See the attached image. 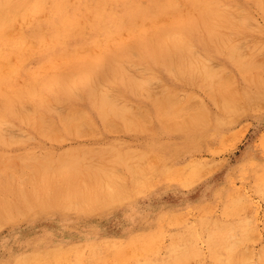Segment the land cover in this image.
Here are the masks:
<instances>
[{
	"label": "rangeland",
	"instance_id": "rangeland-1",
	"mask_svg": "<svg viewBox=\"0 0 264 264\" xmlns=\"http://www.w3.org/2000/svg\"><path fill=\"white\" fill-rule=\"evenodd\" d=\"M11 1L15 5V11H14V13L11 14V18H9L13 22L12 27H11L12 22L10 20H8L7 24L3 25L4 27L2 25H1L2 27L0 26V68L2 69V70L0 69V90H1L0 91V93H1L0 94L1 95L0 96V103H1V106H0V108H1L0 109V124L2 125V123H4L7 120L5 122L6 124H3L2 126L0 125V130H1L0 131V135H1L0 136V154L3 153L2 155H0V159H1V157L4 158V156H5L7 158V156H8V158L9 157L11 158V159L9 158L10 160L13 161V159H14V161H17V164L15 162H12V164L10 163L11 164L10 165L7 162L8 160L6 161L4 158V160L9 164V165H7V163H6V165H4L5 162L2 163L1 161H3V160H0V162H1L0 165L2 164V168L0 166V173H1V175H0V177H1L0 178V253H1L0 254V260H1L0 264H10V263L11 264H29V263L30 264H42L43 262H45L43 264H82V263L83 264H100L101 262H102L101 264H113V262L115 264H118V263L120 264V261H121V264H134V263H136V264H141V263L142 264H160V263L161 264H167V262H168V264H179V263H181V264H211V263L217 264L218 262L220 264H225V263L227 264V262H228V264H238V262L243 260L242 257H244V256L246 257V255L249 256V258H246L247 260L245 259V263H243V261H241L242 264H250V263L251 264H256V263L257 264H263L264 263V256H263L264 250L262 248H264V191H263L264 190V47H263L264 46V44H263L264 43V37H263L264 36V1L263 0L262 1L261 0H251V1L250 0H218V1L217 0H210L211 5L210 6H209V4H207V5L209 6V9H211L213 7L212 8L213 11L216 9V12L215 11L213 12L212 10L209 11V9L207 8L208 7L207 5H200L199 4L196 7V5L198 4L196 2V0H163L164 2L162 0H154V1L153 0H124V1L123 0H114V1L113 0H100V1L99 0H80V1H78V0H60V1H58V0H56V1L55 0L54 1L53 0H11ZM44 1H46L45 4H44ZM49 1L53 5L50 4ZM68 1L69 2L71 1L69 4L70 6L68 5V3H69ZM86 1H87V3H86ZM89 1H91V2H89ZM108 2H109V4H107ZM128 2H130V3H128ZM115 3H117V4H115ZM132 3H134L133 6H132ZM162 3L164 4L165 8L163 7ZM60 4L61 5L66 4V6H60ZM221 4L225 5V6L222 7ZM261 4H263V6ZM37 5L39 7H37ZM121 5L122 6L124 5V8ZM150 5H152V6H150ZM71 6H72V8H71ZM199 6L202 7L201 9L204 12H202V10H199L200 9ZM260 6H262V7H260ZM29 7H30V9H28ZM48 7H50V8H48ZM55 7H58V8H55ZM63 8H65V9H63ZM77 8L79 9V12H78ZM134 8H135V10H134ZM160 8H162V9H160ZM166 8H167V10H166ZM171 8L173 10H170ZM159 9H160V13L157 12V10H159ZM234 9H236L237 11ZM241 9H242V11H241ZM53 10H54V12H51ZM138 10H140L139 11L140 13H138ZM142 10H143L144 14L142 13ZM144 10L147 12H145ZM261 10H262V12H261ZM41 11H44V12H41ZM76 11H77V13H76ZM84 11H85V13H84L85 15L83 14ZM96 11L98 13H96ZM153 11H156L157 15ZM208 11L210 12V15H209ZM227 11L229 14L232 13V15H228ZM165 12H166V15H165ZM192 12L194 13V16H193V14H191ZM238 12L240 13L239 15L236 14ZM259 12H261V13H259ZM35 13H37V14H35ZM61 13L62 14L64 13L63 14L64 17L62 16ZM81 13H82V15H81ZM101 14H102V16H101ZM114 14H115V16H114ZM140 14H141V16H140ZM205 14L211 19V21L209 20V18L207 16H205ZM213 14H215V15H213ZM138 15H139V17H138ZM88 16H90L89 19H88ZM99 16H101V17H99ZM104 16H105V18H104ZM111 16H113V18ZM191 16H192V18H191ZM218 16H219V18H218ZM238 16H240V19ZM62 17H63V19H62ZM159 17H162V18H159ZM180 17H181V19H180ZM233 17H238V18L236 19ZM20 18H21V20H20ZM47 18H50V19L48 20ZM124 18H125V21H124ZM203 18H204V20H203ZM212 18L215 21L212 20ZM36 19H37L39 24L37 23ZM78 19H79V21H78ZM114 19H115V21L117 20L116 22H118V23L115 24ZM235 19L238 20V22ZM30 20H32V21H30ZM51 20H53V21H51ZM184 20L187 24H185ZM239 20H241V22ZM65 21L66 22L68 21V22L66 23ZM150 21H151V23H150ZM171 21H174L176 25L173 24V22H171ZM176 21H177V23H176ZM256 21H257V23H256ZM58 22H60V23H58ZM249 23L251 25H249ZM252 23L255 24L254 28L252 27V25H253ZM14 24L16 25V27H14ZM159 24L162 26H160ZM205 24L206 25L209 24V25L206 26ZM212 24H214V25L212 26ZM59 25L61 27H59ZM109 25H110V27H109ZM134 25H136V26H134ZM39 26H41L43 29ZM78 26H80L79 27L80 29L78 28ZM106 26H108V29L109 28L110 29L109 30L106 29L107 28ZM144 26H146L147 28ZM27 27H29V28H27ZM32 27H33V29H32ZM64 27H65V29H64ZM76 27H77V29H76ZM12 28H14V29H12ZM16 28H17V31H16ZM85 28H88V29L86 30ZM111 28H113L114 31ZM24 29H26L25 30L26 32L24 31ZM78 29H79V31H78ZM163 29H164V31H163ZM12 30H14V31H12ZM57 30L58 31L61 30L62 32L61 31L58 32ZM96 30L99 34L96 32ZM106 30H107V32H106ZM110 30H112V31H110ZM55 31H57L61 35L59 34L60 35L59 36L57 32H56L57 34L55 35V33H54ZM75 31H77V33ZM120 31H121V33H120ZM152 31H153V33H152ZM179 31L181 32L180 35L178 34ZM220 31H222V32H220ZM11 32H12V35H11ZM168 32H171V33H168ZM175 32H176V34H174ZM224 32H225V34H227L226 36H225V34H223ZM226 32L231 34L232 40H231V38L230 39L227 38L228 33H226ZM18 33H20L21 35ZM62 33L64 36H62ZM112 33L114 35L113 37H111V35H110ZM4 34H6L8 36H6ZM91 34H92V36H91ZM141 34H142V38H141ZM222 34L224 35L226 40ZM5 36L8 38H6ZM171 36H172V38H171ZM174 36L180 42L176 41V39L173 38ZM183 36H185V37H183ZM231 36L229 35L228 37H231ZM249 36H250V38H249ZM2 37H4L3 39L5 41L2 39ZM17 37H19V38H17ZM44 37H45V39H44ZM186 37L188 40H186ZM211 37H212V39H211ZM120 38H122V42H121ZM130 38H132V39H130ZM156 38H158V39H156ZM244 38H245V41H244ZM105 39H107V40L105 41ZM140 39L143 42H140ZM181 39L184 40V43L186 41L187 44L185 43V45H187V46H184L183 40H181ZM56 40H58L59 42L58 41L56 42ZM61 40H63V41L65 40V41L61 42ZM239 40H242L243 42L239 41ZM83 41H84V43H83ZM112 41H114V42H112ZM147 41H149V42H147ZM224 41H225V43H224ZM226 41H227V43H226ZM235 41L239 44L235 43ZM45 42H46V45H45ZM47 42H50V45ZM99 42H101V44H99ZM123 42L124 43L126 42L125 43L126 45L123 44ZM131 42H132V44H131ZM146 42H147V44H145V45L147 47L144 46V43H146ZM188 42H190V44L193 45L192 50L194 52H192V50H187V48L191 47V45ZM64 43L67 44V47L65 46ZM95 43H96V45H95ZM107 43H108V45H107ZM222 43H224V44H222ZM17 44H19L20 46L19 45L17 46ZM61 44L64 45L65 47L62 46ZM97 44H98V46H97ZM6 45H8V46H6ZM36 45H39V46H36ZM69 45H71V46H69ZM120 45H124V46L122 47ZM188 45H190V47ZM224 45H226V46L224 47ZM234 45H235V48H234ZM253 45L255 48L252 47ZM15 46H16V48H15ZM79 46H81V47H79ZM221 46H223L224 48L223 47L221 48ZM1 47H2V49H1ZM178 47H180V48H178ZM230 47H231V50L229 49ZM232 47L234 49H232ZM262 47H263V49L261 50ZM36 48L38 49V51L35 50ZM194 48H195V50H194ZM43 49H44V51H43ZM88 49H89V51H88ZM103 49H104V51H103ZM220 49H222V50H220ZM236 49H238V50H236ZM28 50L30 52H28ZM31 50H32V52H31ZM107 50H110V51H107ZM126 50L127 51L129 50V51L127 52ZM95 51H96V54H98V55L95 54ZM149 51H150V54H149ZM186 51L189 52V54ZM190 51L193 54L196 52H199L201 55L203 54L202 59L205 62L210 60L208 62L209 64L207 65L206 64L207 62L205 63L203 60H200L199 57L201 58V56L196 55L198 53L194 54L198 58H196L195 56H192L193 54L191 55ZM238 51H239V53H238ZM23 52H25V53H23ZM72 52H73V54H72ZM108 52L110 53L111 56L113 55V53H114V55L111 57L110 55H108L109 54ZM68 53L70 54V56H68ZM102 53H104V54H102ZM101 54L103 57L101 56ZM105 54H107V55H105ZM226 54H228V56ZM3 55H5V56H3ZM173 55H175V56H173ZM14 56H16L17 58ZM67 56H68V58H67ZM171 56H172V58H171ZM21 57L23 59H21ZM26 57H28V58H26ZM77 57H79V58H77ZM105 57H107V58H105ZM181 57H183V58H181ZM203 57L204 58L209 57L210 59L208 58L209 59L208 60L206 58L207 60H205ZM18 58H19V60H18ZM10 59L12 61H10ZM107 59H108V62H107ZM235 59H237V60H235ZM96 60H98V61H96ZM109 60H112V62ZM14 61H15V63H14ZM115 61H117V63ZM196 61H198V62H196ZM94 62H95V64H94ZM125 62H127V64ZM239 62L243 63L242 67L240 66L241 64ZM6 63L8 66L6 65ZM29 63L31 64V66H29L30 65ZM131 63H133V65ZM197 63H199V64L197 65ZM217 63L220 66V68L217 65ZM14 64H16V65H14ZM87 64H89V66ZM118 64H120V65H118ZM121 64H122V66H121ZM1 65H3V66H1ZM111 65H112V67H111ZM139 65H142V67L141 66L140 67L143 69H141L139 67ZM196 65H197V69H196ZM246 65H247V67H246ZM14 66H16L17 69ZM136 66H138V67H136ZM171 66H172V68H171ZM67 67H68V69H67ZM87 67L89 70L87 69ZM100 67H102V68H100ZM122 67L123 68L125 67L126 69L124 70ZM211 67L214 69V71L216 68L215 73L213 70H211L212 74L214 76L212 74H209V73H211L210 72ZM4 68L6 71L4 70ZM61 68L63 70H61ZM106 68H108V69H106ZM201 68H202V71H201ZM205 68H206V71L203 70ZM250 68H251V71H249ZM157 69L159 70V72ZM105 70H107V71H105ZM241 70H244V71L241 72ZM246 70H248V71H246ZM254 70H257L259 73L256 72V74H255ZM13 71H16V72H13ZM75 71H77V72H75ZM78 71H80V72H78ZM127 71L130 73V75H127V73H128ZM140 71H142V72H140ZM222 71L225 73V74L222 73L224 76L222 74H218V73H221ZM45 72H46V74H45ZM93 72H95V73H93ZM120 72H121V74H120ZM145 72H147V75ZM47 73H49V74L52 73L53 75L51 74V76H50ZM134 73H135V75H134ZM159 73H161V74H159ZM243 73L245 74V77H243L244 76V75H242ZM2 74H5V75L2 76ZM13 74L14 75L16 74L15 76H17V78ZM75 74H77V75H75ZM216 74L220 75V76H216ZM9 75H11L10 76L11 79H9ZM62 75L64 77H62ZM126 75H127V77H126ZM132 75H133V79L135 81L132 79ZM205 75H207V76H205ZM208 75H209V77H208ZM211 75H212V77H211ZM246 75H248L247 78H246ZM113 76H115L116 78ZM121 76L123 77L124 80L122 79ZM135 76H137V78L140 77L139 78L140 81H139V79H136ZM65 77H67V78H65ZM149 77H151V78H149ZM204 77L207 78V79H205L206 81L204 80ZM216 77H218V78H216ZM82 78H85L84 80L86 82H84ZM142 78H143V81H145L150 86L146 85L142 81ZM145 78H147V79H145ZM148 78H149V80H148ZM153 78L155 79V81H156V79L158 81H156V82L153 81L154 80ZM162 78H163V80H161ZM227 78L230 80V82L227 80ZM4 79H5V81H4ZM16 79L17 80L20 79V80H18L19 83L16 81ZM29 79H30V81H29ZM36 79H37V82H36ZM86 79H88L89 81L87 82ZM97 79H98V82L96 81ZM177 79H179V80H177ZM213 79H214V81H213ZM219 79H221L222 81L221 80L219 81ZM8 80H10V81H8ZM26 80H28V82ZM32 80H34V81L32 82ZM54 80H55V82H54ZM64 80H66V81H64ZM129 80H131V81L129 82ZM201 80H202V82H201ZM231 80H232V82H231ZM148 81H149V83H148ZM165 81H167V82H165ZM34 82H35V84H34ZM139 82L140 83L143 82L142 85L144 86V88ZM29 83H30V86H28ZM51 83H52V86H51ZM127 83H128V85H127ZM156 83L157 84L159 83L158 86H161V87L163 85H165L166 88H165V86H163V88L161 89V87H158ZM231 83L234 84L237 88L236 87L233 88ZM26 84H27V86H26ZM227 84H228V86H227ZM220 85H223V86H220ZM229 85H230V88H229ZM31 86L35 90L33 88H30ZM82 86H84L85 88H83ZM145 86H147V89ZM231 86H232V88H231ZM5 87H6V89L8 88L7 89L8 91L5 89ZM16 87L18 89H19V87L20 88L22 87V88L18 90ZM43 87H45V88L43 89ZM46 87H48V88H46ZM51 87H53L54 90ZM90 87H92V88H90ZM101 87H102V89H101ZM109 87L110 88L112 87L113 89H108ZM114 87H115V89H114ZM74 88L77 91H75ZM218 88L221 90L223 88V90H222L223 93H221ZM10 89H12V90H10ZM103 89H104V91H109V92H106V94H105ZM224 89L227 90L228 95L225 94ZM230 89H233V91H231ZM4 90L6 91V93ZM32 90H34L36 93H34V91H32ZM49 90H50V92H49ZM150 90H151L152 94L150 93ZM164 90H165V92H164ZM179 90L180 91L182 90L183 92L182 91L180 92ZM3 91H4V93H3ZM162 91L164 93H161ZM174 91H176V92H174ZM229 91L231 92L230 94H229ZM137 92H138L139 96L137 95ZM232 92H233V94H232ZM239 92H241V93H239ZM14 93L16 94L15 96H14ZM58 93L60 95H58ZM107 93L109 96L107 95ZM159 93L162 96V98H165V96H167L165 98L166 100L168 98L167 101H169L171 98L175 97L174 100L177 99V101H179L178 104H176L177 103L176 100L175 101L173 100L174 102L170 100L167 103V104H169V106L167 105L165 108L164 106L166 103L164 104V106H162L163 105V104L161 105L162 98H161V100L158 99ZM169 93H171V95H170L171 97H169V95H168ZM189 94H191V95H189ZM239 94H240V96H238ZM37 95H39V96H37ZM102 95L105 97V99ZM216 95H217V97H216ZM229 95H231V96H229ZM7 96L8 97L10 96L9 97L10 100L7 98ZM19 96H20V98H19ZM45 96H48V97H46V98H48L47 100H46ZM161 96H159V98ZM186 96L188 99L186 98ZM211 96H213V97H211ZM234 96H235V100H234ZM245 96H246V99H245ZM3 97H4V100H3ZM41 97H43V98H41ZM99 97H100V99H99ZM101 97H102V99H101ZM109 97H115V98L118 97L119 99H116L118 101L121 100V97H122V100H121V102H117L116 100H115V102L114 101L111 102ZM153 97H154V99H153ZM224 97L226 100L224 99ZM44 98H45L46 102L42 100ZM115 98H113V99L111 98V100H114ZM126 98H128V99H126ZM123 99H124V101H126L127 106L125 105ZM229 99L230 100L233 99V101L232 100L230 101ZM40 100H41V102H40ZM49 100H50V103L52 102L55 104H49V102H48ZM102 100H103V102H102ZM158 100H160V101H158ZM222 100L224 101L223 103H222ZM10 101H12V102H10ZM19 101L21 104L19 103ZM107 101H108V103H106ZM157 101H158V103H156ZM167 101H165V102H167ZM237 101L239 104L237 103ZM240 101H241V105H240ZM56 102H58L57 104H59V107H61V109L63 108V110H59V108H57L58 105L56 104ZM113 102L115 104H117V103L118 104L120 103V104L115 105ZM159 102H160L161 108L163 107L162 109L165 108L166 110H162L160 108ZM179 103H181V104H179ZM185 103H187V104L185 105ZM199 103H201V104H199ZM22 104H24V105L26 104L28 106V108L30 109L29 112L30 111H32V112L29 113L27 108L25 107L26 105L24 106ZM109 104H111V105H109ZM136 104H138V105H136ZM171 104L173 106L176 105L174 107V109H177V111L174 109L173 110L168 109V107L173 108V106H171ZM43 105H45V106H43ZM49 105H51V106H49ZM53 105H55V106H53ZM114 105L116 106L117 111H116ZM184 105L189 107V108H187V107H185V108L191 109V111H192V109H194L193 111H195L198 107H200L201 112H203V113L201 114L200 110H198L199 114H200V116H199L198 112L195 111L197 113L196 115L199 116V118L196 119L198 116L196 117V115H194L195 112H193V114H192V112H189L190 110L188 111L187 109H184L183 108ZM20 106H22V108ZM52 106L54 108H57L59 110V112L60 111H64V112L58 113V112H56L57 110L55 111L52 108ZM104 106H107V107H104ZM205 106H207V107H205ZM10 107H11V110H10ZM12 107H13V109H12ZM128 107L130 108V110L129 109L127 110ZM14 108H15L16 112H15ZM70 108L71 109L72 108H78V109H74V110L72 109L71 110ZM104 108L107 111L104 110ZM122 108L123 109L125 108V110H124L125 114H124ZM136 108H137V110H136ZM202 108H203V110H202ZM235 108H237V109H235ZM48 109H50L51 112ZM79 109H80V111H77ZM167 109L170 110L171 112L168 113ZM4 110H5V112H4ZM20 110H22L21 111L22 113L20 112ZM66 110H68V112H69V110H71V112H72V113L69 112L70 116H68V120H70L69 117L71 119H73L74 117H75V119L79 118V119H77V120H79L78 121L79 125L73 127L75 124L72 123L71 125H73V126L71 128V125H69V123L73 122V120H75V119L68 121L67 122L68 124L65 123V121L67 119ZM102 110H103V112H102ZM210 110H212V111H210ZM231 110H233V111H231ZM35 111H36V113H35ZM74 111H76V113L77 112L80 113V114L77 113L78 117H77V115L73 116L76 114ZM127 111H128V113H127ZM162 111H163V114L161 113ZM179 111H182V112H179ZM37 112H39V113H37ZM188 112L191 113L192 115H194L195 119H194V116H192V115L190 117V114ZM14 113H16V114L14 115ZM62 113H65V117L62 115ZM117 113H118V115H117ZM157 113L159 114L158 117L156 115ZM165 113H167V116L165 115ZM180 113L183 114V116H188L190 118L185 117L186 119H184V118H182L183 116ZM21 114H23V115H21ZM43 114L46 117L48 116L46 118V120L48 119L47 121L44 120L45 116ZM59 114H61L64 117V118H62V122L60 120L62 116L60 117ZM69 114H67V115H69ZM81 114L83 115L82 118H80ZM126 114L128 116H126ZM170 114L172 115L171 118H170V116H171ZM24 115L26 117H24ZM37 115H43L41 120H40V116L38 118ZM136 115H139V116H136ZM205 115H206V117H205ZM107 116H108V118H107ZM125 117L127 119L129 118L130 120H127ZM139 117L141 120L139 119ZM161 117H163L162 118L163 121H161ZM200 117H201V119H200ZM25 118H26V120H28V122L26 120H24ZM177 118H179V119H177ZM181 118H182V120L180 121ZM37 119H39L40 121H46L45 122L46 125L48 122L47 126H49V127H47L45 125L47 127L46 130L51 129V126L53 125L54 129H52V131L54 130V132H55V130H58L57 132H59V134H56L57 139H55V136L52 135L53 134L52 131H48L49 134L53 136V137L50 136L52 138L51 139L50 137H48L49 134L47 135L48 132L43 133L44 131L46 132L45 129L43 132L41 131L43 129L38 130V128L39 127L41 128L44 123L39 121V123H41L42 126L39 125V123L37 122L38 121ZM64 119H65V121H63ZM80 119H82V120L80 121ZM86 119H87V121H86ZM192 119H194V120H192ZM172 120H174V122ZM197 120L199 122H195ZM209 120H210V122H209ZM49 121L51 123V126H50ZM139 121L142 123H139ZM166 121H168L169 124ZM26 122H27V124H26ZM144 122H145V124H144ZM151 122H152V124H151ZM182 122H184L185 124L183 123V125H181ZM194 122L197 126L195 124L193 125ZM7 123H12V124H14V126L9 125ZM101 123H103V124H101ZM164 123H166V124H164ZM170 123L173 124V126L170 125ZM190 123L192 124V127L193 126H195V127L190 128V125H189ZM36 124L39 126L36 127ZM67 125H69L70 127H68ZM45 126H43V128ZM79 126L83 127L85 130L83 129L84 131L82 130L81 132H79L81 130V128H79L80 130L76 129V127L78 128ZM145 126H148V128H146ZM180 126H182V127H180ZM143 127H144V129H143ZM173 127H175V128H173ZM187 127H189L190 129ZM107 128H108V130H107ZM12 129L14 132L12 131ZM15 129L19 130L17 132L18 134L16 133ZM22 129H24V130H22ZM163 129H164L165 133L162 131ZM182 129H183V131H182ZM135 130H136V132H135ZM184 130H187V131H184ZM40 131H41V133H40ZM126 131H127V133H126ZM67 132H68V134H67ZM179 132H181V133L179 134ZM11 133L13 135H15V134H17V135L13 136ZM107 133H108V135H107ZM123 133L124 134L126 133V134L124 135ZM4 134H6L7 136H5ZM21 134H23V135H21ZM44 134H46V136ZM147 134H148L149 138L147 137ZM199 134L203 137H201ZM58 135H61V137H59ZM74 135H75V137H74ZM81 136H83V137H81ZM105 136H107V137L105 138ZM14 137H16V138H14ZM9 138H11V140ZM5 139H6V141H5ZM23 139H26V140L23 141ZM101 139H103V140H101ZM180 139H181V141H180ZM9 140L11 143L9 142ZM7 141H8V144H7ZM12 141H16L17 143L12 142ZM43 141H45V142H43ZM158 141H160V142H158ZM41 143H43V145H41ZM26 146H27V148H26ZM77 147H79V148H77ZM80 147H82V148H80ZM85 148H87V149H85ZM38 149H39V151H38ZM44 149H46L47 151ZM81 149H84V150H81ZM90 149H92V150H90ZM104 149H106V150H104ZM107 150H109V151H107ZM1 151H2V153H1ZM31 151H33V152H31ZM128 151H130L129 155H127ZM17 152H19V153L22 152V153L17 154ZM25 152H26V154H24ZM66 152H69V153H66ZM106 152H107V154H106ZM109 152H111L112 154ZM29 153H30V155H29ZM42 153H44V154H42ZM91 153H92V155H91ZM97 153H99V154H97ZM102 153H104V155ZM50 154H51V156H50ZM62 154H63V156H62ZM66 154L69 155L70 159L68 158V156ZM74 154H76V155H74ZM37 155L42 157V158L38 157ZM96 155H98V156H96ZM34 156H36V158ZM45 156H46V158H45ZM60 156H61V158H60ZM145 156H146V158H145ZM154 156H156L157 158H154ZM135 157H137L138 159ZM30 158L31 159L33 158V159L30 160ZM38 158H40L41 161L38 160ZM44 158H45V160H44ZM24 160L25 161L27 160V161L23 162ZM50 160H52V161H50ZM20 161L22 162V164ZM28 161L29 162L33 161V162H31L32 163L31 164ZM131 161H133V162H131ZM19 162H20V165H19ZM99 162H100V164L102 163V165L103 166L105 165V166L103 167L102 165L98 164ZM103 162H106V163L103 164ZM129 162H131V163H129ZM43 163H45V164H43ZM54 163H55V165H54ZM56 164H57V166H56ZM113 164H114V166H113ZM45 165H46V167H44ZM5 166H6V169H4ZM30 166H31V168H30ZM66 166H67V168H66ZM7 168H10V169H8L9 172L13 171L12 175L10 173L11 177L9 174L7 175V173H6V172H8ZM94 168H95V170H93ZM2 169H3V171H2ZM23 169H24V171H23ZM89 169L91 172H89ZM186 170H187V172H186ZM104 171H106V172H104ZM113 171H115V172H113ZM116 171H117V173H116ZM149 171H150V173H149ZM155 171H157V172H155ZM61 172H63V173H61ZM88 172L92 173L91 174L92 176H90V174H88ZM164 172H166V174ZM51 173H52V176H51ZM123 173L125 176L123 175ZM2 174H3V176H2ZM24 174H26V175H24ZM109 174L112 177L115 174V178H116V176H117V178L119 176L120 177L118 179L113 178L114 181H112V177ZM17 175H19V176H17ZM77 175H78V177H77ZM80 175H82V177H80ZM139 175H140V177H139ZM158 175L161 177H157ZM24 176H25V178H24ZM150 176H152V177H150ZM167 176H170L171 178L170 177L167 178ZM2 177H4V179ZM50 177H52V178L50 179ZM103 177H107V178H103ZM172 177H175V178L172 179ZM40 178H42V179H40ZM13 179H14V181H13ZM20 179H21V181H20ZM31 179H32V181H31ZM56 179H57V181H56ZM103 179H104V181H102ZM109 179L111 180L110 182H112V183L109 182ZM79 180H81V181H79ZM172 180H174V181H172ZM120 181L121 182L123 181L122 182L123 184L122 183L118 184V182H120ZM21 182H22V184H21ZM144 182H149L150 184L149 183L145 184ZM190 182H192V183H190ZM81 183L84 185H82ZM102 183H103L104 187L102 186ZM105 183H107V184H105ZM109 183H110V185H109ZM136 184H138V185H136ZM76 185H79V186H76ZM85 185H88V186L86 187ZM122 185H123V187H122ZM81 186H83V187H81ZM108 186L111 188H108ZM83 188H84V191H83ZM106 189H108L109 192ZM115 189L117 192H115ZM128 190H130V192ZM136 191H138V192H136ZM112 193L114 195L113 198L111 197ZM120 193H122V194H120ZM125 193L128 195H126ZM69 195H71V196L69 197ZM73 195H74V197H73ZM148 195H149V197H148ZM128 196H130L129 197L130 199L128 198ZM227 196H228V198H227ZM126 197H127V199H125ZM82 199H83V201H82ZM77 200L80 202L82 201L81 202L82 206L80 205V202L78 203ZM85 200H87V201H85ZM121 200H123V201H121ZM75 201H77V202L75 203ZM108 202H109V204H108ZM40 204H41V206H40ZM202 204H204V205H202ZM224 204H229V205L224 206ZM71 205H72V207H71ZM87 205L90 207H87ZM104 205H105V207H104ZM201 205H202V207H201ZM26 206L28 208H26ZM134 206L136 207V209ZM91 207H93V208H91ZM61 208L63 209V211ZM115 209H117V210H115ZM3 211L4 212L6 211V212L4 213ZM149 212H150V215H149ZM19 213H20V215H19ZM222 213H223V215H222ZM174 214H176V216ZM199 214H200V216H199ZM227 214H229V215H227ZM195 215H197V216H195ZM6 216H9V217H6ZM201 217L203 218L204 223H202ZM3 218H5V219H3ZM152 219L154 221H152ZM57 221H58V223H57ZM222 222H224V223H222ZM240 222H242V223H240ZM217 223H219V224H217ZM231 223H232V225H231ZM60 224H62V225H60ZM76 224H78V225L76 226ZM96 225H98V226H96ZM192 225L193 226L195 225L196 227L195 226L193 227ZM227 225L229 227H227ZM224 226L227 228H225ZM217 227H220L222 229L217 228ZM54 228H56V229H54ZM215 228H217V229L215 230ZM245 228L247 230H244ZM36 229H37V231H36ZM62 229H64V230H62ZM155 230L157 231V234H156ZM214 231H216V232H214ZM224 231H226V232H224ZM136 232H138V233H136ZM160 232L163 234L160 235L161 234ZM176 232H178V233L176 234ZM191 232H193L194 234ZM172 233H174V234H172ZM213 233H215V234L213 235ZM142 234H145V235H142ZM158 234H159V236H158ZM177 235H179V236L177 237ZM224 235H228V236L226 237ZM233 235H234V237H233ZM250 235H252L253 237L252 236L249 237ZM140 236L141 237L145 236V237L141 238ZM181 236H183V237H181ZM190 236H192V237H190ZM230 236H232V237H230ZM245 236L246 237L248 236L249 239L248 238L245 239ZM210 237H211V239H210ZM224 237L226 239H224ZM242 238H243V240H242ZM137 239L139 241H137ZM180 239L182 241H180ZM79 240H80V243L78 242ZM223 240H225V241H223ZM176 241H178V242H176ZM211 241L213 244L211 243ZM146 242L147 243L149 242L148 245ZM162 242H164V243H162ZM106 243L108 244V246L106 245ZM130 243H132V244L129 245ZM135 243H138V245L140 244V247H138V245ZM242 243L243 244L246 243L245 246H243ZM125 244H126V247H125ZM142 244H144V246H146V247H144ZM228 244H229V246H228ZM240 245H241V247H239ZM208 246H210V247H208ZM216 246H219V247H216ZM230 246H231V249H230ZM133 247H134V249L136 248L137 250L135 249L136 250L135 251L133 249ZM49 248H51V249H49ZM122 248H125L126 250L122 249ZM206 248H207V250H206ZM243 248H245L246 252L244 251ZM112 249H113V251H112ZM119 249L122 252H120ZM146 249H148V250H146ZM182 249L184 251H182ZM240 249H241V251H240ZM1 250H2V252H1ZM118 250H119V252H118ZM128 250H130L132 253ZM208 250H210L211 252L210 251L208 252ZM212 250H213V252H212ZM125 251H127V253ZM150 251H153V252H150ZM198 251H200V252H198ZM128 252L130 253V255L128 254ZM138 252L140 254H138ZM155 252L157 254H155ZM181 252L182 253L184 252L185 255L181 256L182 255ZM36 253H38V254H36ZM195 253H197L198 255H196ZM215 253L217 255H215ZM123 254H126V255L123 256ZM193 254L196 256H194ZM61 255H65V256L62 257ZM160 255H162V256H160ZM189 255H190V257H189ZM225 255H226V257H225ZM237 255H239V257ZM22 256L24 259L22 258ZM60 256L62 258H60ZM129 256H130V258H129ZM144 256H146V257H144ZM220 256L222 259H219ZM193 257H194V259H193ZM197 257L200 260L197 259ZM25 258L26 259L28 258V259L25 261ZM29 258H30V260H29ZM107 258H109V259H107ZM145 258H147L148 260ZM154 258H155V260H154ZM105 259H106V262H105ZM159 259H160V261H159ZM64 260H65V262H64ZM80 260L82 261V263ZM99 260H100V262H99ZM110 260H112V262ZM117 260H118V263H116ZM136 260H137V262H136ZM213 260H216V261H213ZM24 261H25V263H24ZM196 261H198V262L196 263ZM59 262H61V263H59Z\"/></svg>",
	"mask_w": 264,
	"mask_h": 264
},
{
	"label": "bare ground",
	"instance_id": "bare-ground-1",
	"mask_svg": "<svg viewBox=\"0 0 264 264\" xmlns=\"http://www.w3.org/2000/svg\"><path fill=\"white\" fill-rule=\"evenodd\" d=\"M53 1H54V0H53ZM53 1H52V2H53ZM55 1H56V0H55ZM58 1H60V0H58ZM78 1H80V0H78ZM99 1H100V0H99ZM113 1H114V0H113ZM113 1H112V2H113ZM123 1H124V0H123ZM153 1H154V0H153ZM162 1H163V0H162ZM217 1H218V0H217ZM250 1H251V0H250ZM261 1H262V0H261ZM263 1H264V0H263ZM45 2H46V1H44V4H45ZM49 2H50V1H49ZM62 2H63V1H62ZM64 2H65V1H64ZM68 2H69V1H68ZM70 2H71V1H70ZM70 2L68 3V5L70 4ZM84 2H85V1H84ZM89 2H91V1H89ZM89 2H88V3H89ZM112 2H111V3H112ZM133 2H134V1H133ZM150 2H151V1H150ZM163 2H164V1H163ZM196 2L198 3V4L196 5V7H197L199 4H200V5H207V4H209V6L211 5V1H210V0H196ZM65 3H66V2H65ZM81 3H82V2H81ZM86 3H87V1H86ZM122 3H123V2H122ZM128 3H130V2H128ZM167 3H168V2H167ZM182 3H183V2H182ZM256 3H257V2H256ZM260 3H261V2H260ZM47 4H48V3H47ZM50 4H52V3L50 2ZM90 4H91V3H90ZM107 4H109V2H108ZM107 4H106V5H107ZM115 4H117V3H115ZM119 4H120V3H119ZM162 4H163V3H162ZM193 4H194V3H193ZM212 4H213V3H212ZM52 5H53V4H52ZM133 5H134V3H132V6H133ZM157 5H158V4H157ZM177 5H178V4H177ZM216 5H217V4H216ZM221 5H222V4H221ZM246 5H247V4H246ZM261 5L263 6V4H261ZM42 6H43V5H42ZM60 6H66V4H64V5H61V4H60ZM69 6H70V5H69ZM91 6H92V5H91ZM117 6H118V5H117ZM121 6H122V5H121ZM150 6H152V5H150ZM207 6H208V5H207ZM207 6H206V7H207ZM209 6L207 7L208 9H209ZM223 6H225V5H222V7H223ZM226 6H227V5H226ZM229 6H230V5H229ZM231 6H232V5H231ZM237 6H238V5H237ZM237 6H236V7H237ZM262 6H260V7H262ZM37 7H39V6L37 5ZM45 7H46V6H45ZM51 7H52V6H51ZM81 7H82V6H81ZM110 7H111V6H110ZM122 7L124 8V5H123ZM138 7H139V6H138ZM144 7H145V6H144ZM146 7H147V6H146ZM163 7H164V4H163ZM184 7H185V6H184ZM191 7H192V6H191ZM191 7H190V8H191ZM196 7H195V8H196ZM199 7H200V6H199ZM211 7H212V6H211ZM48 8H50V7H48ZM55 8H58V7H55ZM71 8H72V6H71ZM92 8H93V7H92ZM114 8H115V7H114ZM116 8H117V7H116ZM125 8H126V7H125ZM156 8H157V7H156ZM164 8H165V7H164ZM167 8H168V7H167ZM167 8H166V10H167ZM173 8H174V7H173ZM187 8H188V7H187ZM195 8H194V9H195ZM201 8H202V7H200L199 10H202ZM207 8H206V9H207ZM212 8H213V7H212ZM212 8L209 9V11L212 10ZM216 8H217V7H216ZM234 8H235V7H234ZM28 9H30V7H29ZM36 9H37V8H36ZM63 9H65V8H63ZM77 9H78V8H77ZM107 9H108V8H107ZM107 9H106V10H107ZM109 9H110V8H109ZM140 9H141V8H140ZM145 9H146V8H145ZM160 9H162V8H160ZM160 9L157 10V12L160 13ZM176 9H177V8H176ZM176 9H175V10H176ZM203 9H204V8H203ZM224 9H225V8H224ZM230 9H231V8H230ZM239 9H240V8H239ZM51 10H52V9H51ZM98 10H99V9H98ZM98 10H97V11H98ZM118 10H119V9H118ZM134 10H135V8H134ZM168 10H169V9H168ZM170 10H173V9L171 8ZM175 10H174V11H175ZM181 10H182V9H181ZM186 10H187V9H186ZM192 10H193V9H192ZM204 10H205V9H204ZM234 10H236V9H234ZM253 10H254V9H253ZM14 11H15V5L12 3L11 0H0V26H1V25L3 26V25H5V24H7L8 20H10L9 18H11V14L14 13ZM44 11H45V10H44ZM44 11H41V12H44ZM63 11H64V10H63ZM97 11H96V13H98ZM131 11H132V10H131ZM139 11H140V10H138V13H140ZM144 11H145V10H144ZM151 11H152V10H151ZM188 11H189V10H188ZM197 11H198V10H197ZM206 11H207V10H206ZM209 11H208V12H209ZM212 11H213V10H212ZM214 11L216 12V9H215ZM214 11H213V12H214ZM218 11H219V10H218ZM220 11H221V10H220ZM236 11H237V10H236ZM238 11H239V10H238ZM241 11H242V9H241ZM21 12H22V11H21ZM38 12H39V11H38ZM38 12H37V13H38ZM41 12H40V13H41ZM51 12H54V10L51 11ZM78 12H79V9H78ZM115 12H116V11H115ZM145 12H147V11H145ZM153 12L156 13V11H153ZM161 12H162V11H161ZM171 12H172V11H171ZM171 12H170V13H171ZM178 12H179V11H178ZM202 12H204V11L202 10ZM202 12H201V13H202ZM208 12H207V13H208ZM225 12H226V11H225ZM243 12H244V11H243ZM261 12H262V10H261ZM261 12H259V13H261ZM32 13H33V12H32ZM37 13H35V14H37ZM45 13H46V12H45ZM76 13H77V11H76ZM84 13H85V11L83 12V14H84ZM142 13H143V10H142ZM155 13H154V14H155ZM167 13H168V12H167ZM207 13H206V14H207ZM227 13H228V11H227ZM25 14H26V13H25ZM35 14H34V15H35ZM61 14H62V13H61ZM61 14H60V15H61ZM63 14H64V13H63ZM63 14H62V16H63ZM73 14H74V13H73ZM91 14H92V13H91ZM143 14H144V13H143ZM175 14H176V13H175ZM191 14H193V16H194V13H193V12H192ZM198 14H199V13H198ZM206 14H205V16H207ZM236 14L239 15L240 13L238 12V13H236ZM43 15H44V14H43ZM46 15H47V14H46ZM66 15H67V14H66ZM81 15H82V13H81ZM81 15H80V16H81ZM84 15H85V14H84ZM87 15H88V14H87ZM111 15H112V14H111ZM156 15H157V13H156ZM159 15H160V14H159ZM165 15H166V12H165ZM170 15H171V14H170ZM186 15H187V14H186ZM196 15H197V14H196ZM209 15H210V12H209ZM213 15H215V14H213ZM222 15H223V14H222ZM228 15H232V13H230V14L228 13ZM15 16H16V15H15ZM15 16H14V17H15ZM26 16H27V15H26ZM32 16H33V15H32ZM49 16H50V15H49ZM49 16H48V17H49ZM70 16H71V15H70ZM90 16H91V15H90ZM90 16H88V19L90 18ZM93 16H94V15H93ZM93 16H92V17H93ZM101 16H102V14H101ZM101 16H99V17H101ZM114 16H115V14H114ZM124 16H125V15H124ZM140 16H141V14H140ZM149 16H150V15H149ZM199 16H200V15H199ZM201 16H202V15H201ZM14 17H13V18H14ZM30 17H31V16H30ZM30 17H29V18H30ZM41 17H42V16H41ZM50 17H51V16H50ZM63 17H64V16H63ZM63 17H62V19H63ZM111 17L113 18V16H111ZM117 17H118V16H117ZM121 17H122V16H121ZM138 17H139V15H138ZM162 17H163V16H162ZM162 17H159V18H162ZM171 17H172V16H171ZM188 17H189V16H188ZM202 17H203V16H202ZM207 17H208V16H207ZM212 17H213V16H212ZM215 17H216V16H215ZM238 17H239V19H240V16H238ZM238 17H233V18H236V19H237ZM258 17H259V16H258ZM24 18H25V17H24ZM24 18H23V19H24ZM65 18H66V17H65ZM67 18H68V17H67ZM79 18H80V17H79ZM83 18H84V17H83ZM104 18H105V16H104ZM182 18H183V17H182ZM191 18H192V16H191ZM208 18H209V17H208ZM218 18H219V16H218ZM246 18H247V17H246ZM26 19H27V18H26ZM47 19L49 20L50 18H47ZM81 19H82V18H81ZM118 19H119V18H118ZM180 19H181V17H180ZM201 19H202V18H201ZM236 19H235V20H236ZM259 19H260V18H259ZM12 20H13V19H12ZM20 20H21V18H20ZM34 20H35V19H34ZM39 20H40V19H39ZM53 20H54V19H53ZM53 20H51V21H53ZM84 20H85V19H84ZM120 20H121V19H120ZM134 20H135V19H134ZM168 20H169V19H168ZM189 20H190V19H189ZM194 20H195V19H194ZM203 20H204V18H203ZM205 20H206V19H205ZM209 20L211 21L210 18H209ZM212 20H214V19L212 18ZM232 20H233V19H232ZM235 20H234V21H235ZM10 21H11V20H10ZM30 21H32V20H30ZM36 21H37V19H36ZM43 21H44V20H43ZM78 21H79V19H78ZM111 21H112V20H111ZM114 21H115V19H114ZM116 21H117V20H116ZM116 21H115V24L118 23V22H116ZM121 21H122V20H121ZM124 21H125V18H124ZM132 21H133V20H132ZM148 21H149V20H148ZM186 21H187V20H186ZM214 21H215V20H214ZM236 21L238 22V20H236ZM239 21L241 22V20H239ZM11 22H12V21H11ZM23 22H24V21H23ZM39 22H40V21H39ZM54 22H55V21H54ZM65 22H66V21H65ZM67 22H68V21H67ZM67 22H66V23H67ZM122 22H123V21H122ZM138 22H139V21H138ZM154 22H155V21H154ZM171 22H173V24H175L174 21H171ZM184 22H185V20H184ZM192 22H193V21H192ZM240 22H239V23H240ZM27 23H28V22H27ZM37 23H38V21H37ZM46 23H47V22H46ZM58 23H60V22H58ZM62 23H63V22H62ZM77 23H78V22H77ZM91 23H92V22H91ZM105 23H106V22H105ZM124 23H125V22H124ZM133 23H134V22H133ZM141 23H142V22H141ZM150 23H151V21H150ZM176 23H177V21H176ZM206 23H207V22H206ZM212 23H213V22H212ZM256 23H257V21H256ZM12 24H13V22L11 23V27H12ZM23 24H24V23H23ZM38 24H39V23H38ZM42 24H43V23H42ZM42 24H41V25H42ZM63 24H64V23H63ZM69 24H70V23H69ZM86 24H87V23H86ZM106 24H107V23H106ZM135 24H136V23H135ZM137 24H138V23H137ZM185 24H187V23L185 22ZM194 24H195V23H194ZM252 24H253V23H252ZM262 24H263V23H262ZM8 25H9V24H8ZM80 25H81V24H80ZM102 25H103V24H102ZM102 25H101V26H102ZM159 25H160V24H159ZM159 25H158V26H159ZM163 25H164V24H163ZM170 25H171V24H170ZM175 25H176V24H175ZM205 25H206V24H205ZM207 25H209V24H207ZM207 25H206V26H207ZM213 25H214V24H212V26H213ZM218 25H219V24H218ZM243 25H244V24H243ZM246 25H247V24H246ZM249 25H251V24L249 23ZM254 25H255V24L252 25L253 28L255 27ZM256 25H257V24H256ZM259 25H260V24H259ZM2 26H1V27H2ZM9 26H10V25H9ZM23 26H24V25H23ZM54 26H55V25H54ZM64 26H65V25H64ZM68 26H69V25H68ZM86 26H87V25H86ZM101 26H100V27H101ZM104 26H105V25H104ZM114 26H115V25H114ZM134 26H136V25H134ZM160 26H162V25H160ZM216 26H217V25H216ZM3 27H4V26H3ZM14 27H16L15 24H14ZM37 27H38V26H37ZM39 27H41V26H39ZM59 27H61V26L59 25ZM79 27H80V26H78V28H79ZM106 27H107L106 29H108V26H106ZM109 27H110V25H109ZM144 27H146V26H144ZM194 27H195V26H194ZM217 27H218V26H217ZM250 27H251V26H250ZM7 28H8V27H7ZM27 28H29V27H27ZM30 28H31V27H30ZM41 28H42V27H41ZM47 28H48V27H47ZM67 28H68V27H67ZM113 28H114V27H113ZM113 28H111V29L113 30ZM146 28H147V27H146ZM148 28H149V27H148ZM156 28H157V27H156ZM163 28H164V27H163ZM167 28H168V27H167ZM167 28H166V29H167ZM199 28H200V27H199ZM220 28H221V27H220ZM10 29H11V28H10ZM10 29H9V30H10ZM12 29H14V28H12ZM32 29H33V27H32ZM42 29H43V28H42ZM58 29H59V28H58ZM64 29H65V27H64ZM76 29H77V27H76ZM79 29H80V28H79ZM79 29H78V31H79ZM85 29L87 30L88 28H85ZM98 29H99V28H98ZM109 29H110V28H109ZM109 29H108V30H109ZM129 29H130V28H129ZM135 29H136V28H135ZM135 29H134V30H135ZM150 29H151V28H150ZM196 29H197V28H196ZM218 29H219V28H218ZM249 29H250V28H249ZM6 30H7V29H6ZM18 30H19V29H18ZM25 30H26V29H24V31H25ZM36 30H37V29H36ZM40 30H41V29H40ZM104 30H105V29H104ZM112 30H110V31H112ZM144 30H145V29H144ZM167 30H168V29H167ZM167 30H166V31H167ZM200 30H201V29H200ZM213 30H214V29H213ZM213 30H212V31H213ZM219 30H220V29H219ZM221 30H222V29H221ZM223 30H224V29H223ZM227 30H228V29H227ZM12 31H14V30H12ZM16 31H17V28H16ZM16 31H15V32H16ZM21 31H22V30H21ZM57 31H58V30H57ZM57 31L54 32L55 35H56L59 31H61V30H59L58 32H57ZM83 31H84V30H83ZM113 31H114V30H113ZM122 31H123V30H122ZM127 31H128V30H127ZM136 31H137V30H136ZM148 31H149V30H148ZM163 31H164V29H163ZM177 31H178V30H177ZM25 32H26V31H25ZM25 32H24V33H25ZM56 32H57V33H56ZM61 32H62V31H61ZM65 32H66V31H65ZM73 32H74V31H73ZM75 32L77 33V31H75ZM80 32H81V31H80ZM86 32H87V31H86ZM91 32H92V31H91ZM96 32H97V30H96ZM106 32H107V30H106ZM108 32H109V31H108ZM146 32H147V31H146ZM215 32H216V31H215ZM220 32H222V31H220ZM220 32H219V33H220ZM228 32H229V31H228ZM228 32H226V33H228ZM43 33H44V32H43ZM47 33H48V32H47ZM81 33H82V32H81ZM88 33H89V32H88ZM97 33H98V32H97ZM109 33H110V32H109ZM120 33H121V31H120ZM140 33H141V32H140ZM143 33H144V32H143ZM152 33H153V31H152ZM166 33H167V32H166ZM168 33H171V32H168ZM177 33H178V32H177ZM180 33H181V32L179 31L178 34L180 35ZM211 33H212V32H211ZM18 34H20V33H18ZM41 34H42V33H41ZM45 34H46V33H45ZM59 34H60V33H58V35H59ZM79 34H80V33H79ZM98 34H99V33H98ZM124 34H125V33H124ZM130 34H131V33H130ZM174 34H176V32H175ZM178 34H177V35H178ZM223 34H225V32H224ZM223 34H222V35H223ZM4 35H6V34H4ZM11 35H12V32H11ZM11 35H10V36H11ZM20 35H21V34H20ZM22 35H23V34H22ZM31 35H32V34H31ZM60 35H61V34H60ZM60 35H59V36H60ZM110 35H111V37L114 36L113 33L110 34ZM128 35H129V34H128ZM134 35H135V34H134ZM136 35H137V34H136ZM145 35H146V34H145ZM150 35H151V34H150ZM172 35H173V34H172ZM179 35H178V36H179ZM181 35H182V34H181ZM226 35H227V34H225V36H226ZM229 35L231 36V34L228 33V36H229ZM232 35H233V34H232ZM6 36H8V35H6ZM6 36H5V37H6ZM10 36H9V37H10ZM28 36H29V35H28ZM28 36H27V37H28ZM62 36H64L63 33H62ZM66 36H67V35H66ZM84 36H85V35H84ZM91 36H92V34H91ZM146 36H147V35H146ZM217 36H218V35H217ZM219 36H220V35H219ZM228 36H227V38H228V39L231 38V40H232V36H231V37H228ZM233 36H234V35H233ZM235 36H236V35H235ZM258 36H259V35H258ZM45 37H46V36H45ZM45 37H44V39H45ZM49 37H50V36H49ZM54 37H55V36H54ZM99 37H100V36H99ZM120 37H121V36H120ZM156 37H157V36H156ZM165 37H166V36H165ZM169 37H170V36H169ZM183 37H185V36H183ZM214 37H215V36H214ZM223 37H224V35H223ZM263 37H264V36H263ZM3 38H4V37H2V39H3ZM6 38H8V37H6ZM15 38H16V37H15ZM17 38H19V37H17ZM22 38H23V37H22ZM46 38H47V37H46ZM55 38H56V37H55ZM59 38H60V37H59ZM85 38H86V37H85ZM90 38H91V37H90ZM109 38H110V37H109ZM115 38H116V37H115ZM124 38H125V37H124ZM141 38H142V34H141ZM146 38H147V37H146ZM166 38H167V37H166ZM171 38H172V36H171ZM173 38H175V36H174ZM224 38H225V37H224ZM233 38H234V37H233ZM249 38H250V36H249ZM57 39H58V38H57ZM98 39H99V38H98ZM116 39H117V38H116ZM118 39H119V38H118ZM130 39H132V38H130ZM156 39H158V38H156ZM161 39H162V38H161ZM175 39H176V38H175ZM183 39H184V38H183ZM183 39H181V40H183ZM211 39H212V37H211ZM221 39H222V38H221ZM234 39H235V38H234ZM3 40H4V39H3ZM12 40H13V39H12ZM39 40H40V39H39ZM46 40H47V39H46ZM48 40H49V39H48ZM99 40H100V39H99ZM106 40H107V39H105V41H106ZM120 40H121V42H122V38H120ZM145 40H146V39H145ZM147 40H148V39H147ZM167 40H168V39H167ZM169 40H170V39H169ZM186 40H188L187 37H186ZM225 40H226V38H225ZM235 40H236V39H235ZM242 40H243V39H242ZM242 40H239V41H242ZM254 40H255V39H254ZM258 40H259V39H258ZM4 41H5V40H4ZM7 41H8V40H7ZM41 41H42V40H41ZM53 41H54V40H53ZM57 41H58V40H56V42H57ZM62 41H63V40H61V42H62ZM64 41H65V40H64ZM64 41H63V42H64ZM75 41H76V40H75ZM89 41H90V40H89ZM89 41H88V42H89ZM96 41H97V40H96ZM128 41H129V40H128ZM151 41H152V40H151ZM171 41H172V40H171ZM176 41H178V39H176ZM236 41H237V40H236ZM236 41H235V43H237ZM244 41H245V38H244ZM246 41H247V40H246ZM249 41H250V40H249ZM13 42H14V41H13ZM15 42H16V41H15ZM30 42H31V41H30ZM35 42H36V41H35ZM58 42H59V41H58ZM67 42H68V41H67ZM94 42H95V41H94ZM112 42H114V41H112ZM134 42H135V41H134ZM140 42H143V41H141V39H140ZM147 42H149V41H147ZM147 42L144 43V46H145V47H147V46L145 45V44H147ZM178 42H180V41H178ZM242 42H243V41H242ZM254 42H255V41H254ZM21 43H22V42H21ZM38 43H39V42H38ZM43 43H44V42H43ZM47 43L50 45V42H47ZM79 43H80V42H79ZM83 43H84V41H83ZM89 43H90V42H89ZM125 43H126V42H125ZM125 43L123 42V44H125ZM164 43H165V42H164ZM181 43H182V42H181ZM181 43H180V44H181ZM183 43H184V40H183ZM185 43H186V41H185ZM185 43H184V46H187V45H185ZM188 43L190 44V42H188ZM224 43H225V41H224ZM224 43H222V44H224ZM226 43H227V41H226ZM240 43H241V42H240ZM3 44H4V43H3ZM8 44H9V43H8ZM12 44H13V43H12ZM12 44H11V45H12ZM40 44H41V43H40ZM64 44H65V43H64ZM80 44H81V43H80ZM80 44H79V45H80ZM99 44H101V42H99ZM131 44H132V42H131ZM142 44H143V43H142ZM186 44H187V43H186ZM237 44H239V43H237ZM263 44H264V43H263ZM263 44H262V45H263ZM13 45H14V44H13ZM18 45H19V44H17V46H18ZM24 45H25V44H24ZM41 45H42V44H41ZM45 45H46V42H45ZM61 45H62V44H61ZM76 45H77V44H76ZM76 45H75V46H76ZM93 45H94V44H93ZM93 45H92V46H93ZM95 45H96V43H95ZM104 45H105V44H104ZM104 45H103V46H104ZM107 45H108V43H107ZM114 45H115V44H114ZM125 45H126V44H125ZM172 45H173V44H172ZM190 45H191V44H190ZM190 45H188V46L190 47ZM217 45H218V44H217ZM257 45H258V44H257ZM6 46H8V45H6ZM19 46H20V45H19ZM36 46H39V45H36ZM62 46H64V45H62ZM62 46H61V47H62ZM65 46L67 47V44H65ZM65 46H64V47H65ZM69 46H71V45H69ZM77 46H78V45H77ZM82 46H83V45H82ZM90 46H91V45H90ZM90 46H89V47H90ZM97 46H98V44H97ZM120 46L123 47L124 45H120ZM141 46H142V45H141ZM225 46H226V45H224V47H225ZM236 46H237V45H236ZM43 47H44V46H43ZM49 47H50V46H49ZM54 47H55V46H54ZM79 47H81V46H79ZM99 47H100V46H99ZM109 47H110V46H109ZM122 47H121V48H122ZM125 47H126V46H125ZM192 47H193V45H191L190 48H187V50H192ZM222 47H223V46H221V48H222ZM224 47H223V48H224ZM252 47H254V45H253ZM263 47H264V46H263ZM263 47L261 48V50L263 49ZM15 48H16V46H15ZM34 48H35V47H34ZM75 48H76V47H75ZM75 48H74V49H75ZM91 48H92V47H91ZM93 48H94V47H93ZM102 48H103V47H102ZM117 48H118V47H117ZM126 48H127V47H126ZM178 48H180V47H178ZM219 48H220V47H219ZM234 48H235V45H234ZM234 48L232 47V49H234ZM254 48H255V47H254ZM1 49H2V47H1ZM17 49H18V48H17ZM31 49H32V48H31ZM44 49H45V48H44ZM44 49H43V51H44ZM142 49H143V48H142ZM142 49H141V50H142ZM147 49H148V48H147ZM229 49L231 50V47H230ZM259 49H260V48H259ZM20 50H21V49H20ZM20 50H19V51H20ZM33 50H34V49H33ZM35 50L38 51L37 48H36ZM76 50H77V49H76ZM95 50H96V49H95ZM97 50H98V49H97ZM120 50H121V49H120ZM120 50H119V51H120ZM194 50H195V48H194ZM220 50H222V49H220ZM230 50H229V51H230ZM236 50H238V49H236ZM36 51H35V52H36ZM40 51H41V50H40ZM79 51H80V50H79ZM81 51H82V50H81ZM83 51H84V50H83ZM88 51H89V49H88ZM103 51H104V49H103ZM105 51H106V50H105ZM107 51H110V50H107ZM112 51H113V50H112ZM126 51H127V50H126ZM128 51H129V50H128ZM128 51H127V52H128ZM130 51H131V50H130ZM142 51H143V50H142ZM17 52H18V51H17ZM28 52H30V51L28 50ZM31 52H32V50H31ZM66 52H67V51H66ZM75 52H76V51H75ZM98 52H99V51H98ZM114 52H115V51H114ZM147 52H148V51H147ZM172 52H173V51H172ZM186 52H187V51H186ZM186 52H185V53H186ZM192 52H194V51L192 50ZM236 52H237V51H236ZM2 53H3V52H2ZM2 53H1V54H2ZM11 53H12V52H11ZM23 53H25V52H23ZM61 53H62V52H61ZM90 53H91V52H90ZM105 53H106V52H105ZM108 53H109V52H108ZM130 53H131V52H130ZM187 53L189 54V52H187ZM196 53H198V54H196ZM196 53H194V54H196L197 56H201V58L199 57V59H200V60H203V59H202L203 54L201 55L199 52H196ZM204 53H205V52H204ZM238 53H239V51H238ZM15 54H16V53H15ZM17 54H18V53H17ZM27 54H28V53H27ZM33 54H34V53H33ZM42 54H43V53H42ZM50 54H51V53H50ZM72 54H73V52H72ZM75 54H76V53H75ZM95 54H96V51H95ZM102 54H104V53H102ZM102 54H101V56H102ZM124 54H125V53H124ZM131 54H132V53H131ZM149 54H150V51H149ZM190 54L192 55L193 53H191V51H190ZM194 54H193L192 56H195ZM9 55H10V54H9ZM23 55H24V54H23ZM29 55H30V54H29ZM86 55H87V54H86ZM96 55H98V54H96ZM105 55H107V54H105ZM108 55H110V53H109ZM113 55H114V53H113ZM113 55H112V56H113ZM168 55H169V54H168ZM226 55L228 56V54H226ZM232 55H233V54H232ZM3 56H5V55H3ZM27 56H28V55H27ZM68 56H70L69 53H68ZM68 56H67V58H68ZM110 56H111V55H110ZM112 56H111V57H112ZM122 56H123V55H122ZM148 56H149V55H148ZM173 56H175V55H173ZM197 56H195V57L198 58ZM204 56H205V55H204ZM208 56H209V55H208ZM237 56H238V55H237ZM14 57H16V56H14ZM22 57H23V56H22ZM22 57H21V59H23ZM29 57H30V56H29ZM31 57H32V56H31ZM33 57H34V56H33ZM38 57H39V56H38ZM102 57H103V56H102ZM126 57H127V56H126ZM213 57H214V56H213ZM16 58H17V57H16ZM19 58H20V57H19ZM19 58H18V60H19ZM26 58H28V57H26ZM39 58H40V57H39ZM77 58H79V57H77ZM81 58H82V57H81ZM105 58H107V57H105ZM148 58H149V57H148ZM171 58H172V56H171ZM181 58H183V57H181ZM187 58H188V57H187ZM193 58H194V57H193ZM203 58H204V57H203ZM206 58H207V57H205L204 59L207 60L209 57H208L207 59H206ZM217 58H218V57H217ZM227 58H228V57H227ZM11 59H12V58H11ZM11 59H10V61H12ZM24 59H25V58H24ZM65 59H66V58H65ZM86 59H87V58H86ZM88 59H89V58H88ZM94 59H95V58H94ZM109 59H110V58H109ZM209 59H210V58H209ZM209 59H208V60H209ZM233 59H234V58H233ZM13 60H14V59H13ZM39 60H40V59H39ZM39 60H38V61H39ZM82 60H83V59H82ZM190 60H191V59H190ZM235 60H237V59H235ZM24 61H25V60H24ZM27 61H28V60H27ZM29 61H30V60H29ZM38 61H37V62H38ZM40 61H41V60H40ZM96 61H98V60H96ZM96 61H95V62H96ZM109 61L112 62V60H109ZM191 61H192V60H191ZM203 61H204V60H203ZM209 61H210V60H209ZM209 61H206L207 63H206L205 61H204V62L208 65V64H209V63H208ZM221 61H222V60H221ZM18 62H19V61H18ZM18 62H17V63H18ZM30 62H31V61H30ZM95 62H94V64H95ZM99 62H100V61H99ZM99 62H98V63H99ZM107 62H108V59H107ZM113 62H114V61H113ZM115 62L117 63V61H115ZM153 62H154V61H153ZM196 62H198V61H196ZM200 62H201V61H200ZM2 63H3V62H2ZM14 63H15V61H14ZM20 63H21V62H20ZM100 63H101V62H100ZM121 63H122V62H121ZM125 63L127 64V62H125ZM184 63H185V62H184ZM191 63H192V62H191ZM239 63H240V62H239ZM29 64H30V63H29ZM34 64H35V63H34ZM122 64H123V63H122ZM122 64H121V66H122ZM128 64H129V63H128ZM131 64L133 65V63H131ZM153 64H154V63H153ZM194 64H195V63H194ZM198 64H199V63H197V65H198ZM236 64H237V63H236ZM236 64H235V65H236ZM240 64H241L240 66L242 67V64H243V63H240ZM6 65H7V63H6ZM14 65H16V64H14ZM87 65L89 66V64H87ZM100 65H101V64H100ZM118 65H120V64H118ZM135 65H136V64H135ZM170 65H171V64H170ZM197 65H196V69H197ZM207 65H206V66H207ZM217 65H218V63H217ZM220 65H221V64H220ZM222 65H223V64H222ZM1 66H3V65H1ZM7 66H8V65H7ZM29 66H31V64H30ZM41 66H42V65H41ZM46 66H47V65H46ZM103 66H104V65H103ZM103 66H102V67H103ZM107 66H108V65H107ZM140 66L142 67V65H139V67H140ZM211 66H212V65H211ZM218 66H219V65H218ZM238 66H239V65H238ZM240 66H239V67H240ZM4 67H5V66H4ZM14 67L16 68V66H14ZM21 67H22V66H21ZM69 67H70V66H69ZM96 67H97V66H96ZM102 67H100V68H102ZM111 67H112V65H111ZM136 67H138V66H136ZM141 67H140V68H141ZM204 67H205V66H204ZM204 67H203V68H204ZM208 67H209V66H208ZM212 67H213V66H212ZM212 67H211V69H210V72H211V73H209V74H212V71H211V70L214 71V69H213ZM246 67H247V65H246ZM252 67H253V66H252ZM252 67H251V68H252ZM15 68H14V69H15ZM64 68H65V67H64ZM93 68H94V67H93ZM122 68H123V67H122ZM171 68H172V66H171ZM198 68H199V67H198ZM219 68H220V66H219ZM219 68H218V69H219ZM221 68H222V67H221ZM251 68L249 69V71H251ZM0 69H1V68H0ZM16 69H17V68H16ZM24 69H25V68H24ZM67 69H68V67H67ZM69 69H70V68H69ZM71 69H72V68H71ZM87 69H88V67H87ZM106 69H108V68H106ZM111 69H112V68H111ZM113 69H114V68H113ZM123 69L125 70L126 68L124 67ZM135 69H136V68H135ZM138 69H139V68H138ZM141 69H143V68H141ZM196 69H195V70H196ZM239 69H240V68H239ZM241 69H242V68H241ZM1 70H2V69H1ZM4 70H5V68H4ZM11 70H12V69H11ZM61 70H63V69L61 68ZM76 70H77V69H76ZM88 70H89V69H88ZM90 70H91V69H90ZM124 70H123V71H124ZM129 70H130V69H129ZM129 70H128V71H129ZM157 70H158V69H157ZM161 70H162V69H161ZM203 70L206 71V68L203 69ZM224 70H225V69H224ZM224 70H223V71H224ZM252 70H253V69H252ZM5 71H6V70H5ZM67 71H68V70H67ZM73 71H74V70H73ZM86 71H87V70H86ZM105 71H107V70H105ZM120 71H121V70H120ZM128 71H127V72H128ZM130 71H131V70H130ZM164 71H165V70H164ZM201 71H202V68H201ZM215 71H216V68H215ZM215 71H214V73H215ZM218 71H219V70H218ZM223 71H222L221 73H218V74H222V73H224ZM242 71H244V70H241V72H242ZM246 71H248V70H246ZM13 72H16V71H13ZM13 72H12V73H13ZM48 72H49V71H48ZM69 72H70V71H69ZM75 72H77V71H75ZM75 72H74V73H75ZM78 72H80V71H78ZM131 72H132V71H131ZM140 72H142V71H140ZM143 72H144V71H143ZM158 72H159V70H158ZM198 72H199V71H198ZM198 72H197V73H198ZM230 72H231V71H230ZM238 72H239V71H238ZM241 72H240V73H241ZM254 72H255V74H256V72L259 73L257 70H254ZM3 73H4V72H3ZM56 73H57V72H56ZM64 73H65V72H64ZM64 73H63V74H64ZM67 73H68V72H67ZM83 73H84V72H83ZM87 73H88V72H87ZM93 73H95V72H93ZM104 73H105V72H104ZM113 73H114V72H113ZM113 73H112V74H113ZM132 73H133V72H132ZM145 73H146V75H147V72H145ZM145 73H144V74H145ZM150 73H151V72H150ZM152 73H153V72H152ZM244 73H245V72H244ZM244 73L242 74V75H244L243 77H245V74H246V73H245V74H244ZM248 73H249V72H248ZM32 74H33V73H32ZM45 74H46V72H45ZM47 74H49V73H47ZM51 74H52V73H51ZM51 74H49V75L51 76ZM57 74H58V73H57ZM59 74H60V73H59ZM65 74H66V73H65ZM69 74H70V73H69ZM80 74H81V73H80ZM89 74H90V73H89ZM120 74H121V72H120ZM159 74H161V73H159ZM199 74H200V73H199ZM203 74H204V73H203ZM224 74H225V73H224ZM3 75H5V74H2V76H3ZM13 75H14V74H13ZM15 75H16V74H15ZM15 75H14V76H15ZM30 75H31V74H30ZM52 75H53V74H52ZM75 75H77V74H75ZM81 75H82V74H81ZM127 75H130V73L128 72ZM127 75H126V77H127ZM134 75H135V73H134ZM190 75H191V74H190ZM193 75H194V74H193ZM201 75H202V74H201ZM212 75H213V74H212ZM212 75H211V77H212ZM222 75H223V74H222ZM231 75H232V74H231ZM10 76H11V75H9V79H11ZM91 76H92V75H91ZM158 76H159V75H158ZM177 76H178V75H177ZM199 76H200V75H199ZM205 76H207V75H205ZM213 76H214V75H213ZM216 76H220V75H217V74H216ZM223 76H224V75H223ZM233 76H234V75H233ZM240 76H241V75H240ZM247 76H248V75H246V78H247ZM15 77L17 78V76H15ZM41 77H42V76H41ZM47 77H48V76H47ZM62 77H64V76L62 75ZM74 77H75V76H74ZM80 77H81V76H80ZM88 77H89V76H88ZM96 77H97V76H96ZM113 77H115V76H113ZM121 77H122V76H121ZM135 77H136V79H139V78H140V77L137 78V76H135ZM160 77H161V76H160ZM162 77H163V76H162ZM208 77H209V75H208ZM45 78H46V77H45ZM48 78H49V77H48ZM55 78H56V77H55ZM65 78H67V77H65ZM75 78H76V77H75ZM115 78H116V77H115ZM143 78H144V77H143ZM143 78H142V81H143ZM149 78H151V77H149ZM149 78H148V80H149ZM176 78H177V77H176ZM193 78H194V77H193ZM216 78H218V77H216ZM230 78H231V77H230ZM233 78H234V77H233ZM6 79H7V78H6ZM22 79H23V78H22ZM26 79H27V78H26ZM32 79H33V78H32ZM34 79H35V78H34ZM61 79H62V78H61ZM82 79H83L84 82H86V81L84 80L85 78H82ZM92 79H93V78H92ZM122 79H123V77H122ZM129 79H130V78H129ZM132 79H133V75H132ZM145 79H147V78H145ZM153 79H154V78H153ZM158 79H159V78H158ZM200 79H201V78H200ZM205 79H207V78L204 77V80H205ZM221 79H222V78H221ZM221 79H219V81H220ZM238 79H239V78H238ZM252 79H253V78H252ZM18 80H20V79H18ZM18 80L16 79L17 82H18ZM48 80H49V79H48ZM51 80H52V79H51ZM86 80H87V82L89 81L88 79H86ZM123 80H124V79H123ZM133 80H134V79H133ZM150 80H151V79H150ZM159 80H160V79H159ZM161 80H163V78H162ZM177 80H179V79H177ZM225 80H226V79H225ZM225 80H224V81H225ZM227 80L230 82V80H229L228 78H227ZM232 80H233V79H232ZM232 80H231V82H232ZM253 80H254V79H253ZM257 80H258V79H257ZM4 81H5V79H4ZM4 81H3V82H4ZM8 81H10V80H8ZM26 81L28 82V80H26ZM26 81H25V82H26ZM29 81H30V79H29ZM33 81H34V80H32V82H33ZM42 81H43V80H42ZM42 81H41V82H42ZM49 81H50V80H49ZM49 81H48V82H49ZM64 81H66V80H64ZM71 81H72V80H71ZM80 81H81V80H80ZM80 81H79V82H80ZM93 81H94V80H93ZM96 81L98 82V79H97ZM130 81H131V80H129V82H130ZM134 81H135V80H134ZM139 81H140V79H139ZM153 81H155V79H154ZM156 81H158V80L156 79ZM156 81H155V82H156ZM182 81H183V80H182ZM199 81H200V80H199ZM205 81H206V80H205ZM205 81H204V82H205ZM213 81H214V79H213ZM221 81H222V80H221ZM228 81H227V82H228ZM233 81H234V80H233ZM36 82H37V79H36ZM46 82H47V81H46ZM54 82H55V80H54ZM72 82H73V81H72ZM81 82H82V81H81ZM122 82H123V81H122ZM143 82H144L146 85H149V84H147L145 81H143ZM143 82H142V83L139 82V83L142 85ZM155 82H154V83H155ZM165 82H167V81H165ZM201 82H202V80H201ZM217 82H218V81H217ZM18 83H19V82H18ZM39 83H40V82H39ZM43 83H44V82H43ZM93 83H94V82H93ZM132 83H133V82H132ZM136 83H137V82H136ZM148 83H149V81H148ZM180 83H181V82H180ZM215 83H216V82H215ZM219 83H220V82H219ZM234 83H235V82H234ZM34 84H35V82H34ZM53 84H54V83H53ZM98 84H99V83H98ZM123 84H124V83H123ZM145 84H144V85H145ZM156 84H157V83H156ZM158 84H159V83H158ZM158 84H157V86H158ZM160 84H161V83H160ZM176 84H177V83H176ZM188 84H189V83H188ZM222 84H223V83H222ZM228 84H229V83H228ZM228 84H227V86H228ZM7 85H8V84H7ZM12 85H13V84H12ZM12 85H11V86H12ZM17 85H18V84H17ZM83 85H84V84H83ZM90 85H91V84H90ZM100 85H101V84H100ZM127 85H128V83H127ZM180 85H181V84H180ZM200 85H201V84H200ZM224 85H225V84H224ZM231 85L233 86V88L236 87V86H235L234 84H232V83H231ZM244 85H245V84H244ZM3 86H4V85H3ZM21 86H22V85H21ZM26 86H27V84H26ZM28 86H30V83L28 84ZM47 86H48V85H47ZM51 86H52V83H51ZM96 86H97V85H96ZM101 86H102V85H101ZM106 86H107V85H106ZM142 86H143V85H142ZM149 86H150V85H149ZM163 86H165V85H163ZM163 86H162V87H161V86H158V87H161V89H162ZM194 86H195V85H194ZM197 86H198V85H197ZM204 86H205V85H204ZM206 86H207V85H206ZM220 86H223V85H220ZM225 86H226V85H225ZM232 86H231V88H232ZM12 87H13V86H12ZM53 87H54V86H53ZM53 87H51V88L53 89ZM55 87H56V86H55ZM82 87L85 88L84 86H82ZM133 87H134V86H133ZM133 87H132V88H133ZM145 87H146V89H147V86H145ZM16 88H17V87H16ZM21 88H22V87H21ZM21 88L19 87V89H21ZM30 88H33V87L31 86ZM44 88H45V87H43V89H44ZM46 88H48V87H46ZM70 88H71V87H70ZM90 88H92V87H90ZM143 88H144V86H143ZM165 88H166V86H165ZM184 88H185V87H184ZM184 88H183V89H184ZM224 88H225V87H224ZM229 88H230V85H229ZM236 88H237V87H236ZM2 89H3V88H2ZM5 89H6V87H5ZM7 89H8V88H7ZM7 89H6V90H7ZM14 89H15V88H14ZM17 89H18V88H17ZM19 89H18V90H19ZM33 89H34V88H33ZM93 89H94V88H93ZM101 89H102V87H101ZM108 89H113V88H112V87H111V88L109 87ZM114 89H115V87H114ZM135 89H136V88H135ZM167 89H168V88H167ZM167 89H166V90H167ZM186 89H187V88H186ZM195 89H196V88H195ZM218 89H219V88H218ZM10 90H12V89H10ZM30 90H31V89H30ZM34 90H35V89H34ZM34 90H32V91H34ZM47 90H48V89H47ZM53 90H54V89H53ZM71 90H72V89H71ZM74 90L77 91L75 88H74ZM176 90H177V89H176ZM219 90H220L221 93H223V91H222L223 88H222V90H221V89H219ZM225 90H226V89H224V92H225V94H227L228 92H227V90H226V91H225ZM230 90L233 91V89H230ZM0 91H1V90H0ZM4 91H5V90H4ZM4 91H3V93H4ZM7 91H8V90H7ZM20 91H21V90H20ZM23 91H24V90H23ZM36 91H37V90H36ZM103 91H104V89H103ZM138 91H139V90H138ZM179 91H180V90H179ZM181 91H182V90H181ZM181 91H180V92H181ZM41 92H42V91H41ZM49 92H50V90H49ZM106 92H109V91H104L105 94H106ZM112 92H113V91H112ZM134 92H135V91H134ZM164 92H165V90H164ZM164 92L162 91L161 93H164ZM174 92H176V91H174ZM182 92H183V91H182ZM237 92H238V91H237ZM5 93H6V91H5ZM31 93H32V92H31ZM34 93H36V92L34 91ZM34 93H33V94H34ZM44 93H45V92H44ZM110 93H111V92H110ZM132 93H133V92H132ZM143 93H144V92H143ZM145 93H146V92H145ZM150 93H151V90H150ZM172 93H173V92H172ZM186 93H187V92H186ZM191 93H192V92H191ZM230 93H231V92L229 91V94H230ZM234 93H235V92H234ZM239 93H241V92H239ZM0 94H1V93H0ZM40 94H41V93H40ZM88 94H89V93H88ZM113 94H114V93H113ZM118 94H119V93H118ZM151 94H152V93H151ZM232 94H233V92H232ZM251 94H252V93H251ZM15 95H16V94L14 93V96H15ZM19 95H20V94H19ZM52 95H53V94H52ZM52 95H51V96H52ZM58 95H60V94L58 93ZM107 95H108V93H107ZM110 95H111V94H110ZM116 95H117V94H116ZM134 95H135V94H134ZM137 95H138V92H137ZM145 95H146V94H145ZM158 95L161 96L160 93H159ZM158 95H157V96H158ZM162 95H163V94H162ZM168 95H169V97H171V96H170L171 93H169ZM189 95H191V94H189ZM200 95H201V94H200ZM222 95H223V94H222ZM227 95H228V94H227ZM0 96H1V95H0ZM37 96H39V95H37ZM48 96H49V95H48ZM48 96H45V98L48 97ZM62 96H63V95H62ZM100 96H101V95H100ZM102 96H103V95H102ZM108 96H109V95H108ZM121 96H122V95H121ZM127 96H128V95H127ZM138 96H139V95H138ZM153 96H154V95H153ZM159 96H158V99L161 100L162 96H161L160 98H159ZM172 96H173V95H172ZM176 96H177V95H176ZM225 96H226V95H225ZM229 96H231V95H229ZM229 96H228V97H229ZM235 96H236V95H235ZM235 96H234V100H235ZM238 96H240V94H239ZM242 96H243V95H242ZM9 97H10V96H9ZM9 97L7 96V98L10 100ZM103 97H104V96H103ZM119 97H120V96H119ZM125 97H126V96H125ZM132 97H133V96H132ZM132 97H131V98H132ZM140 97H141V96H140ZM142 97H143V96H142ZM149 97H150V96H149ZM166 97H167V96H165V98H166ZM181 97H182V96H181ZM181 97H180V98H181ZM198 97H199V96H198ZM211 97H213V96H211ZM216 97H217V95H216ZM226 97H227V96H226ZM19 98H20V96H19ZM22 98H23V97H22ZM22 98H21V99H22ZM41 98H43V97H41ZM45 98L42 99V100L45 101ZM111 98L113 99V98H115V97H109V99H110L111 102H112V101L115 102L116 99H119L118 97H116L114 100H111ZM165 98H162V100H161V105L163 104L162 106H164V104L166 103L165 106H164V107L166 108L167 105L169 106V104H167V103H168L170 100L173 101L175 97H174V98H171V99L169 98V99H170L169 101H167L168 98H167V100H166ZM186 98H187V96H186ZM199 98H200V97H199ZM17 99H18V98H17ZM17 99H16V100H17ZM39 99H40V98H39ZM47 99H48V98H46V100H47ZM50 99H51V98H50ZM63 99H64V98H63ZM95 99H96V98H95ZM99 99H100V97H99ZM101 99H102V97H101ZM104 99H105V97H104ZM109 99H108V100H109ZM126 99H128V98H126ZM144 99H145V98H144ZM153 99H154V97H153ZM164 99H165V100H164ZM187 99H188V98H187ZM190 99H191V98H190ZM224 99H225V97H224ZM241 99H242V98H241ZM245 99H246V96H245ZM3 100H4V97H3ZM16 100H15V101H16ZM106 100H107V99H106ZM121 100H122V97H121ZM121 100H119V101L116 100V101H117V102H121ZM131 100H132V99H131ZM160 100H158V101H160ZM175 100L177 101V99H175ZM175 100H174V101H175ZM183 100H184V99H183ZM225 100H226V99H225ZM229 100H230V99H229ZM231 100L233 101V99H231ZM231 100H230V101H231ZM243 100H244V99H243ZM13 101H14V100H13ZM123 101H124V99H123ZM158 101H157L156 103H158ZM165 101H167V102H165ZM174 101H173V102H174ZM187 101H188V100H187ZM238 101H239V100H238ZM238 101H237V103H238ZM10 102H12V101H10ZM17 102H18V101H17ZM40 102H41V100H40ZM45 102H46V101H45ZM48 102H49V104H55V103H52V102L50 103V100H49ZM102 102H103V100H102ZM114 102H113V103H114ZM117 102H116V103H117ZM132 102H133V101H132ZM178 102H179V101H177L176 104H178ZM180 102H181V101H180ZM219 102H220V101H219ZM223 102H224V101L222 100V103H223ZM15 103H16V102H15ZM19 103H20V101H19ZM25 103H26V102H25ZM42 103H43V102H42ZM57 103H58V102H56V104H57ZM84 103H85V102H84ZM84 103H83V104H84ZM100 103H101V102H100ZM106 103H108V101H107ZM124 103H125V105H126V101H124ZM232 103H233V102H232ZM20 104H21V103H20ZM45 104H46V103H45ZM81 104H82V103H81ZM85 104H86V103H85ZM114 104H115V103H114ZM119 104H120V103H119ZM119 104L117 103V104H115V105H119ZM140 104H141V103H140ZM179 104H181V103H179ZM183 104H184V103H183ZM186 104H187V103H185V105H186ZM199 104H201V103H199ZM238 104H239V103H238ZM242 104H243V103H242ZM22 105H24V104H22ZM25 105H26V104H25ZM25 105H24V106H25ZM47 105H48V104H47ZM57 105H58V106H57ZM57 105H56V106H57V108H59V110H63V108L61 109V107H59V104H57ZM61 105H62V104H61ZM73 105H74V104H73ZM86 105H87V104H86ZM106 105H107V104H106ZM109 105H111V104H109ZM115 105H114V106H115ZM136 105H138V104H136ZM159 105H160V102H159ZM161 105H160V108H161ZM185 105H184V107H183L184 109L189 108V107H187V106H185ZM208 105H209V104H208ZM240 105H241V101H240ZM0 106H1V103H0ZM15 106H16V105H15ZM24 106H23V107H24ZM43 106H45V105H43ZM49 106H51V105H49ZM53 106H55V105H53ZM53 106H52V108H53L55 111L57 110L56 112H58V113L64 112V111H60V112H59V110H58L57 108H54ZM123 106H124V105H123ZM126 106H127V105H126ZM140 106H141V105H140ZM142 106H143V105H142ZM153 106H154V105H153ZM153 106H152V107H153ZM171 106H173V105L171 104ZM175 106H176V105H174L173 108H172V107H168V109L173 110ZM189 106H190V105H189ZM5 107H6V106H5ZM16 107H17V106H16ZM16 107H15V108H16ZM20 107L22 108V106H20ZM25 107L27 108V110H28V112H29L30 109L28 108V106L26 105ZM25 107H24V108H25ZM69 107H70V106H69ZM77 107H78V106H77ZM101 107H102V106H101ZM104 107H107V106H104ZM119 107H120V106H119ZM158 107H159V106H158ZM177 107H178V106H177ZM179 107H180V106H179ZM185 107H187V108H185ZM190 107H191V106H190ZM205 107H207V106H205ZM15 108H14V110H15ZM18 108H19V107H18ZM24 108H23V109H24ZM26 108H25V109H26ZM49 108H50V107H49ZM141 108H142V107H141ZM162 108H163V107H162ZM162 108H161V109H162ZM165 108L162 109V110H166ZM171 108H172V109H171ZM180 108H181V107H180ZM192 108H193V107H192ZM209 108H210V107H209ZM0 109H1V108H0ZM2 109H3V108H2ZM12 109H13V107H12ZM23 109H22V110H23ZM31 109H32V108H31ZM46 109H47V108H46ZM50 109H51V108H50ZM50 109H48V110L51 112L52 109H51V110H50ZM64 109H65V108H64ZM67 109H68V108H67ZM70 109H71V108H70ZM72 109L74 110V109H78V108H72ZM72 109H71V110H72ZM115 109H116V111H117L116 106H115ZM128 109L130 110L129 107L127 108V110H128ZM146 109H147V108H146ZM168 109H167V110H168ZM235 109H237V108H235ZM10 110H11V107H10ZM22 110H20V112H21ZM27 110H26V111H27ZM32 110H33V109H32ZM36 110H37V109H36ZM71 110H69V112H71ZM82 110H83V109H82ZM104 110H106V109L104 108ZM122 110H123V112H124L125 108H124V109L122 108ZM122 110H121V111H122ZM136 110H137V108H136ZM156 110H157V109H156ZM170 110H168L167 112H168V113L171 112ZM174 110L177 111V109H174ZM180 110H181V109H180ZM187 110H188V111L190 110L189 112H192V114H193V112H195V111H197L198 114H199V111H198V110H200V112H201L200 107H198L195 111H193L194 109H192V111H191V109H187ZM202 110H203V108H202ZM218 110H219V109H218ZM220 110H221V109H220ZM17 111H18V110H17ZM77 111H80V109L77 110ZM106 111H107V110H106ZM134 111H135V110H134ZM157 111H158V110H157ZM182 111H183V110H182ZM182 111H179V112H182ZM210 111H212V110H210ZM231 111H233V110H231ZM4 112H5V110H4ZM15 112H16V110H15ZM20 112H19V113H20ZM30 112H32V111H30ZM30 112H29V113H30ZM69 112H68V110H66V116H67V119H66V121H65V119L63 120V121H65L66 124H68V123H67L68 121L75 119V117H74L73 119H71V118L69 117L70 120H68V116H70ZM74 112L76 113V111H74ZM85 112H86V111H85ZM102 112H103V110H102ZM119 112H120V111H119ZM130 112H131V111H130ZM136 112H137V111H136ZM139 112H140V111H139ZM174 112H175V111H174ZM189 112H188V113H189ZM219 112H220V111H219ZM219 112H218V113H219ZM21 113H22V112H21ZM35 113H36V111H35ZM37 113H39V112H37ZM42 113H43V112H42ZM71 113H72V112H71ZM77 113H78V112H77ZM77 113H76L75 115H73V116H76ZM86 113H87V112H86ZM127 113H128V111H127ZM140 113H141V112H140ZM152 113H153V112H152ZM158 113H159V112H158ZM158 113L156 114L157 117H158V115H159ZM161 113L163 114V111H162ZM175 113H176V112H175ZM202 113H203V112H201V114H202ZM211 113H212V112H211ZM221 113H222V112H221ZM228 113H229V112H228ZM228 113H227V114H228ZM15 114H16V113H14V115H15ZM24 114H25V113H24ZM67 114H69V115H67ZM78 114H80V113H78ZM122 114H123V113H122ZM124 114H125V112H124ZM136 114H137V113H136ZM180 114H181V113H180ZM189 114H190V117H191L192 114H191V113H189ZM189 114H188V115H189ZM196 114H197V113L195 112L194 115H196ZM21 115H23V114H21ZM43 115H44V114H43ZM43 115H37V117L39 118V116H40V120H41V118H42ZM59 115H60V117H61L62 115L65 117V113H62V115H61V114H59ZM117 115H118V113H117ZM148 115H149V114H148ZM165 115L167 116V113H165ZM170 115H171V114H170ZM181 115L183 116V114H181ZM194 115H192V116H194ZM44 116H45V115H44ZM63 116H62L61 119H60L61 122H62V118H64ZM73 116H72V117H73ZM79 116H80V115H79ZM82 116H83V115L81 114L80 118H82ZM86 116H87V115H86ZM94 116H95V115H94ZM101 116H102V115H101ZM112 116H113V115H112ZM126 116H128V115L126 114ZM136 116H139V115H136ZM141 116H142V115H141ZM150 116H151V115H150ZM162 116H163V115H162ZM197 116H198V115H196V117H197ZM199 116H200V114H199ZM199 116H198L196 119H198ZM24 117H26V116L24 115ZM47 117H48V116H47ZM47 117L45 116V119H44V120H46ZM57 117H58V116H57ZM77 117H78V115H77ZM109 117H110V116H109ZM157 117H156V118H157ZM163 117H164V116H163ZM163 117H161V121H163V120H162ZM171 117H172V115L170 116V118H171ZM178 117H179V116H178ZM185 117L187 118L188 116H183L182 118L186 119ZM190 117H188V118H190ZM205 117H206V115H205ZM225 117H226V116H225ZM22 118H23V117H22ZM22 118H21V119H22ZM43 118H44V117H43ZM49 118H50V117H49ZM85 118H86V117H85ZM101 118H102V117H101ZM107 118H108V116H107ZM125 118H126V117H125ZM159 118H160V117H159ZM164 118H165V117H164ZM182 118L180 119V121L182 120ZM211 118H212V117H211ZM218 118H219V117H218ZM52 119H53V118H52ZM77 119H79V118H77ZM77 119H75V120H73V122L69 123V125H71L72 123L75 124L74 126L71 125V128H72V126L75 127V126L79 125V123H78L79 120H77ZM87 119H88V118H87ZM87 119H86V121H87ZM96 119H97V118H96ZM119 119H120V118H119ZM126 119H127V118H126ZM132 119H133V118H132ZM136 119H137V118H136ZM139 119H140V117H139ZM166 119H167V118H166ZM177 119H179V118H177ZM194 119H195V116H194ZM194 119H192V120H194ZM200 119H201V117H200ZM225 119H226V118H225ZM2 120H3V119H2ZM24 120H26V118H25ZM37 120H38L37 122L39 123L40 120H39V119H37ZM47 120H48V119H47ZM47 120H46V121H47ZM58 120H59V119H58ZM81 120H82V119H80V121H81ZM107 120H108V119H107ZM110 120H111V119H110ZM127 120H130V119L128 118ZM140 120H141V119H140ZM154 120H155V119H154ZM169 120H170V119H169ZM188 120H189V119H188ZM202 120H203V119H202ZM202 120H201V121H202ZM216 120H217V119H216ZM4 121H5V120H4ZM4 121H3V122H4ZM6 121H7V120H6ZM6 121H5V122H6ZM22 121H23V120H22ZM26 121L28 122V120H26ZM46 121H40V122H43V123H44L43 126H45V125H46V123H45ZM113 121H114V120H113ZM122 121H123V120H122ZM172 121L174 122V120H172ZM178 121H179V120H178ZM186 121H187V120H186ZM211 121H212V120H211ZM5 122L2 123V125H3V124H6ZM23 122H24V121H23ZM23 122H22V123H23ZM27 122H26V124H27ZM75 122H76V123H75ZM92 122H93V121H92ZM158 122H159V121H158ZM166 122H168V121H166ZM170 122H171V121H170ZM189 122H190V121H189ZM192 122H193V121H192ZM195 122H199V121L197 120V121H195ZM195 122L193 123V125L195 124ZM202 122H203V121H202ZM207 122H208V121H207ZM209 122H210V120H209ZM34 123H35V122H34ZM38 123H37V124H38ZM49 123H50V121H49ZM65 123H64V124H65ZM77 123H78V124H77ZM126 123H127V122H126ZM139 123H142V122L139 121ZM178 123H179V122H178ZM183 123H184V122H182L181 125H183ZM204 123H205V122H204ZM204 123H203V124H204ZM7 124H9V125H13V126H14V124H12V123H7ZM23 124H24V123H23ZM37 124H36V127H38L39 125L42 126L41 123H39V125H37ZM101 124H103V123H101ZM144 124H145V122H144ZM151 124H152V122H151ZM164 124H166V123H164ZM168 124H169V122H168ZM176 124H177V123H176ZM184 124H185V123H184ZM0 125H1V124H0ZM2 125H1V126H2ZM47 125H48V122H47ZM47 125H46V126H47ZM69 125H67V126L70 127ZM84 125H85V124H84ZM88 125H89V124H88ZM93 125H94V124H93ZM131 125H132V124H131ZM146 125H147V124H146ZM170 125L173 126V124H171V123H170ZM174 125H175V124H174ZM189 125H190V128H191V127H192V124L190 123ZM195 125H196V124H195ZM201 125H202V124H201ZM204 125H205V124H204ZM215 125H216V124H215ZM43 126H42L41 128L39 127L40 129L38 128V130L43 129V130H41V131L43 132L44 129L46 130L47 127H49V126H47V127L45 126L46 128H45V127L43 128ZM50 126H51V123H50ZM82 126H83V125H82ZM85 126H86V125H85ZM95 126H96V125H95ZM142 126H143V125H142ZM185 126H186V125H185ZM196 126H197V125H196ZM198 126H199V125H198ZM53 127H54V126L52 125V126H51V129L46 130V132L44 131L43 133H47L48 131H52V129H54ZM55 127H56V126H55ZM68 127H67V128H68ZM86 127H87V126H86ZM86 127H85V128H86ZM145 127L148 128V126H145ZM169 127H170V126H169ZM180 127H182V126H180ZM193 127H195V126H193ZM193 127H192V128H193ZM203 127H204V126H203ZM17 128H18V127H17ZM33 128H34V127H33ZM71 128H70V129H71ZM79 128H81V130H80ZM173 128H175V127H173ZM187 128H189V127H187ZM190 128H189V129H190ZM76 129L80 130L79 132H81L84 128L81 127V126H79L78 128L76 127ZM97 129H98V128H97ZM127 129H128V128H127ZM133 129H134V128H133ZM138 129H139V128H138ZM143 129H144V127H143ZM143 129H142V130H143ZM169 129H170V128H169ZM205 129H206V128H205ZM22 130H24V129H22ZM72 130H73V129H72ZM84 130H85V129H84ZM84 130H83V131H84ZM100 130H101V129H100ZM107 130H108V128H107ZM136 130H137V129H136ZM136 130H135V132H136ZM154 130H155V129H154ZM187 130H188V129H187ZM187 130H184V131H187ZM211 130H212V129H211ZM0 131H1V130H0ZM12 131H13V129H12ZM15 131H16V133H17L19 130L15 129ZM41 131H40V133H41ZM57 131H58V130H55V132H54V130H53V131H52L53 134L51 133L52 135L55 136V139H57V138H56V137H57L56 134H59V132H57ZM64 131H65V130H64ZM127 131H128V130H127ZM127 131H126V133H127ZM162 131L164 132V129H163ZM182 131H183V129H182ZM188 131H189V130H188ZM13 132H14V131H13ZM77 132H78V131H77ZM79 132H78V133H79ZM101 132H102V131H101ZM109 132H110V131H109ZM132 132H133V131H132ZM139 132H140V131H139ZM173 132H174V131H173ZM204 132H205V131H204ZM2 133H3V132H2ZM82 133H83V132H82ZM94 133H95V132H94ZM94 133H93V134H94ZM110 133H111V132H110ZM126 133H125V134H126ZM133 133H134V132H133ZM151 133H152V132H151ZM164 133H165V132H164ZM180 133H181V132H179V134H180ZM206 133H207V132H206ZM208 133H209V132H208ZM11 134H12V133H11ZM17 134H18V133H17ZM17 134H15V135H17ZM25 134H26V133H25ZM38 134H39V133H38ZM48 134H49V132L47 133V135H48ZM67 134H68V132H67ZM74 134H75V133H74ZM83 134H84V133H83ZM85 134H86V133H85ZM101 134H102V133H101ZM101 134H100V135H101ZM123 134H124V133H123ZM125 134H124V135H125ZM166 134H167V133H166ZM177 134H178V133H177ZM187 134H188V133H187ZM4 135L7 136L6 134H4ZM9 135H10V134H9ZM9 135H8V136H9ZM12 135H13V134H12ZM15 135H13V136H15ZM21 135H23V134H21ZM39 135H40V134H39ZM44 135L46 136V134H44ZM52 135L49 134L48 137H50V136L53 137ZM71 135H72V134H71ZM91 135H92V134H91ZM107 135H108V133H107ZM131 135H132V134H131ZM134 135H135V134H134ZM134 135H133V136H134ZM137 135H138V134H137ZM153 135H154V134H153ZM197 135H198V134H197ZM199 135H200V134H199ZM207 135H208V134H207ZM0 136H1V135H0ZM10 136H11V135H10ZM27 136H28V135H27ZM58 136L61 137V135H58ZM89 136H90V135H89ZM135 136H136V135H135ZM138 136H139V135H138ZM200 136H201V135H200ZM29 137H30V136H29ZM41 137H42V136H41ZM51 137H50V138H51ZM74 137H75V135H74ZM79 137H80V136H79ZM81 137H83V136H81ZM95 137H96V136H95ZM106 137H107V136H105V138H106ZM147 137H148V134H147ZM156 137H157V136H156ZM159 137H160V136H159ZM172 137H173V136H172ZM194 137H195V136H194ZM201 137H203V136H201ZM6 138H7V137H6ZM14 138H16V137H14ZM64 138H65V137H64ZM148 138H149V137H148ZM9 139L11 140V138H9ZM21 139H22V138H21ZM34 139H35V138H34ZM51 139H52V138H51ZM73 139H74V138H73ZM79 139H80V138H79ZM99 139H100V138H99ZM103 139H104V138H103ZM103 139H101V140H103ZM108 139H109V138H108ZM168 139H169V138H168ZM172 139H173V138H172ZM176 139H177V138H176ZM191 139H192V138H191ZM1 140H2V139H1ZM10 140H9V142H10ZM24 140H26V139H23V141H24ZM28 140H29V139H28ZM35 140H36V139H35ZM101 140H100V141H101ZM189 140H190V139H189ZM5 141H6V139H5ZM20 141H21V140H20ZM117 141H118V140H117ZM180 141H181V139H180ZM1 142H2V141H1ZM12 142H16V141H12ZM21 142H22V141H21ZM28 142H29V141H28ZM32 142H33V141H32ZM35 142H36V141H35ZM43 142H45V141H43ZM158 142H160V141H158ZM10 143H11V142H10ZM16 143H17V142H16ZM36 143H37V142H36ZM39 143H40V142H39ZM53 143H54V142H53ZM60 143H61V142H60ZM99 143H100V142H99ZM121 143H122V142H121ZM142 143H143V142H142ZM7 144H8V141H7ZM30 144H31V143H30ZM56 144H57V143H56ZM106 144H107V143H106ZM116 144H117V143H116ZM163 144H164V143H163ZM5 145H6V144H5ZM41 145H43V143H41ZM93 145H94V144H93ZM102 145H103V144H102ZM28 146H29V145H28ZM46 146H47V145H46ZM136 146H137V145H136ZM139 146H140V145H139ZM174 146H175V145H174ZM21 147H22V146H21ZM24 147H25V146H24ZM86 147H87V146H86ZM113 147H114V146H113ZM117 147H118V146H117ZM4 148H5V147H4ZM16 148H17V147H16ZM26 148H27V146H26ZM72 148H73V147H72ZM77 148H79V147H77ZM80 148H82V147H80ZM93 148H94V147H93ZM118 148H119V147H118ZM146 148H147V147H146ZM174 148H175V147H174ZM22 149H23V148H22ZM34 149H35V148H34ZM47 149H48V148H47ZM85 149H87V148H85ZM88 149H89V148H88ZM106 149H107V148H106ZM106 149H104V150H106ZM108 149H109V148H108ZM132 149H133V148H132ZM134 149H135V148H134ZM27 150H28V149H27ZM44 150H46V149H44ZM48 150H49V149H48ZM78 150H79V149H78ZM81 150H84V149H81ZM90 150H92V149H90ZM97 150H98V149H97ZM101 150H102V149H101ZM181 150H182V149H181ZM29 151H30V150H29ZM33 151H34V150H33ZM33 151H31V152H33ZM38 151H39V149H38ZM46 151H47V150H46ZM59 151H60V150H59ZM62 151H63V150H62ZM62 151H61V152H62ZM107 151H109V150H107ZM143 151H144V150H143ZM183 151H184V150H183ZM41 152H42V151H41ZM54 152H55V151H54ZM99 152H100V151H99ZM116 152H117V151H116ZM133 152H134V151H133ZM150 152H151V151H150ZM1 153H2V151H1ZM7 153H8V152H7ZM18 153H19V152H17V154H18ZM20 153H22V152H20ZM20 153H19V154H20ZM34 153H35V152H34ZM34 153H33V154H34ZM62 153H63V152H62ZM66 153H69V152H66ZM75 153H76V152H75ZM78 153H79V152H78ZM87 153H88V152H87ZM104 153H105V152H104ZM104 153H102V154L104 155ZM109 153H111V152H109ZM109 153H108V154H109ZM129 153H130V151H128V154H127V155H129ZM135 153H136V152H135ZM173 153H174V152H173ZM2 154H3V153H2ZM2 154H0V155H2ZM14 154H15V153H14ZM24 154H26V152H25ZM24 154H23V155H24ZM27 154H28V153H27ZM42 154H44V153H42ZM79 154H80V153H79ZM97 154H99V153H97ZM106 154H107V152H106ZM111 154H112V153H111ZM113 154H114V153H113ZM142 154H143V153H142ZM142 154H141V155H142ZM152 154H153V153H152ZM29 155H30V153H29ZM35 155H36V154H35ZM40 155H41V154H40ZM64 155H65V154H64ZM66 155H67L68 158H69V155H68V154H66ZM74 155H76V154H74ZM91 155H92V153H91ZM133 155H134V154H133ZM6 156H7V155H6ZM25 156H26V155H25ZM37 156H38V155H37ZM50 156H51V154H50ZM52 156H53V155H52ZM62 156H63V154H62ZM96 156H98V155H96ZM111 156H112V155H111ZM148 156H149V155H148ZM26 157H27V156H26ZM34 157L36 158V156H34ZM38 157H40V156H38ZM4 158H5L6 161L8 160L7 162H8L9 164H10V163L12 164V162H15V163L17 164V161H14V159H13V161L10 160L11 158L9 157V158H10V159H9L8 156H7V158L4 156ZM4 158L1 157L0 160H3V161H1V162H2V163L5 162L4 165H6L7 162L4 160ZM19 158H20V157H19ZM40 158H42V157H40ZM40 158H38V160L41 161ZM45 158H46V156H45ZM45 158H44V160H45ZM60 158H61V156H60ZM66 158H67V157H66ZM110 158H111V157H110ZM135 158H137V157H135ZM145 158H146V156H145ZM151 158H152V157H151ZM154 158H157V157L154 156ZM172 158H173V157H172ZM32 159H33V158H32ZM32 159L30 158V160H32ZM64 159H65V158H64ZM69 159H70V158H69ZM137 159H138V158H137ZM149 159H150V158H149ZM169 159H170V158H169ZM17 160H18V159H17ZM30 160H29V161H30ZM55 160H56V159H55ZM92 160H93V159H92ZM122 160H123V159H122ZM157 160H158V159H157ZM193 160H194V159H193ZM10 161H11V162H10ZM26 161H27V160H26ZM26 161L24 160L23 162H26ZM29 161H28V162H29ZM35 161H36V160H35ZM35 161H34V162H35ZM50 161H52V160H50ZM70 161H71V160H70ZM70 161H69V162H70ZM99 161H100V160H99ZM108 161H109V160H108ZM125 161H126V160H125ZM134 161H135V160H134ZM186 161H187V160H186ZM189 161H190V160H189ZM1 162H0V163H1ZM20 162H21V161H20ZM20 162H19V165H20ZM31 162H33V161H31ZM31 162H29V163H31ZM53 162H54V161H53ZM131 162H133V161H131ZM131 162H129V163H131ZM159 162H160V161H159ZM8 163H7V165H9ZM41 163H42V162H41ZM58 163H59V162H58ZM89 163H90V162H89ZM104 163H106V162H103V164H104ZM110 163H111V162H110ZM113 163H114V162H113ZM122 163H123V162H122ZM188 163H189V162H188ZM11 164H10V165H11ZM21 164H22V162H21ZM31 164H32V163H31ZM43 164H45V163H43ZM92 164H93V163H92ZM94 164H95V163H94ZM98 164H100V162H99ZM108 164H109V163H108ZM23 165H24V164H23ZM50 165H51V164H50ZM52 165H53V164H52ZM54 165H55V163H54ZM88 165H89V164H88ZM95 165H96V164H95ZM100 165H102V163H101ZM120 165H121V164H120ZM132 165H133V164H132ZM163 165H164V164H163ZM165 165H166V164H165ZM193 165H194V164H193ZM193 165H192V166H193ZM0 166H1V168H2V164H1ZM12 166H13V165H12ZM33 166H34V165H33ZM56 166H57V164H56ZM58 166H59V165H58ZM70 166H71V165H70ZM102 166H103V165H102ZM104 166H105V165H104ZM104 166H103V167H104ZM109 166H110V165H109ZM111 166H112V165H111ZM113 166H114V164H113ZM125 166H126V165H125ZM128 166H129V165H128ZM159 166H160V165H159ZM196 166H197V165H196ZM40 167H41V166H40ZM44 167H46V165H45ZM82 167H83V166H82ZM116 167H117V166H116ZM187 167H188V166H187ZM30 168H31V166H30ZM30 168H29V169H30ZM57 168H58V167H57ZM66 168H67V166H66ZM80 168H81V167H80ZM105 168H106V167H105ZM114 168H115V167H114ZM134 168H135V167H134ZM151 168H152V167H151ZM189 168H190V167H189ZM4 169H6V166L4 167ZM8 169H10V168H7V170H8ZM15 169H16V168H15ZM21 169H22V168H21ZM90 169H91V168H90ZM90 169H89V172H91ZM115 169H116V168H115ZM163 169H164V168H163ZM25 170H26V169H25ZM42 170H43V169H42ZM52 170H53V169H52ZM84 170H85V169H84ZM93 170H95V168H94ZM136 170H137V169H136ZM146 170H147V169H146ZM171 170H172V169H171ZM2 171H3V169H2ZM23 171H24V169H23ZM45 171H46V170H45ZM111 171H112V170H111ZM151 171H152V170H151ZM158 171H159V170H158ZM160 171H161V170H160ZM182 171H183V170H182ZM184 171H185V170H184ZM12 172H13V171H12ZM12 172H9V170H8V172H6V173H7V175H8V174L10 175V173H11V175H12ZM30 172H31V171H30ZM43 172H44V171H43ZM43 172H42V173H43ZM47 172H48V171H47ZM54 172H55V171H54ZM66 172H67V171H66ZM89 172H88V174H90V176H92V175H91L92 173H89ZM98 172H99V171H98ZM104 172H106V171H104ZM113 172H115V171H113ZM120 172H121V171H120ZM155 172H157V171H155ZM186 172H187V170H186ZM15 173H16V172H15ZM61 173H63V172H61ZM61 173H60V174H61ZM64 173H65V172H64ZM99 173H100V172H99ZM116 173H117V171H116ZM147 173H148V172H147ZM149 173H150V171H149ZM149 173H148V174H149ZM151 173H152V172H151ZM162 173H163V172H162ZM164 173L166 174V172H164ZM167 173H168V172H167ZM260 173H261V172H260ZM43 174H44V173H43ZM46 174H47V173H46ZM58 174H59V173H58ZM100 174H101V173H100ZM110 174H111V173H110ZM110 174H109V175H110ZM0 175H1V173H0ZM11 175H10V177H11ZM24 175H26V174H24ZM37 175H38V174H37ZM47 175H48V174H47ZM53 175H54V174H53ZM69 175H70V174H69ZM82 175H83V174H82ZM82 175H80V177H82ZM121 175H122V174H121ZM123 175H124V173H123ZM162 175H163V174H162ZM168 175H169V174H168ZM256 175H257V174H256ZM2 176H3V174H2ZM17 176H19V175H17ZM41 176H42V175H41ZM51 176H52V173H51ZM63 176H64V175H63ZM86 176H87V175H86ZM100 176H101V175H100ZM110 176H111V175H110ZM124 176H125V175H124ZM163 176H164V175H163ZM171 176H172V175H171ZM8 177H9V176H8ZM60 177H61V176H60ZM65 177H66V176H65ZM70 177H71V176H70ZM77 177H78V175H77ZM77 177H76V178H77ZM111 177H112V176H111ZM119 177H120V176H119ZM119 177H118V178H119ZM139 177H140V175H139ZM143 177H144V176H143ZM150 177H152V176H150ZM157 177H161V176L158 175ZM157 177H156V178H157ZM164 177H165V176H164ZM164 177H163V178H164ZM168 177H170V176H167V178H168ZM175 177H176V176H175ZM175 177H172V179L175 178ZM196 177H197V176H196ZM0 178H1V177H0ZM2 178L4 179V177H2ZM24 178H25V176H24ZM26 178H27V177H26ZM33 178H34V177H33ZM51 178H52V177H50V179H51ZM89 178H90V177H89ZM89 178H88V179H89ZM101 178H102V177H101ZM103 178H107V177H103ZM113 178H114V179H118L117 176H116V178H115V174H114V176L112 177V181H114ZM122 178H123V177H122ZM128 178H129V177H128ZM147 178H148V177H147ZM154 178H155V177H154ZM165 178H166V177H165ZM170 178H171V177H170ZM40 179H42V178H40ZM74 179H75V178H74ZM74 179H73V180H74ZM77 179H78V178H77ZM84 179H85V178H84ZM141 179H142V178H141ZM145 179H146V178H145ZM160 179H161V178H160ZM177 179H178V178H177ZM191 179H192V178H191ZM191 179H190V180H191ZM16 180H17V179H16ZM18 180H19V179H18ZM25 180H26V179H25ZM48 180H49V179H48ZM107 180H108V179H107ZM129 180H130V179H129ZM142 180H143V179H142ZM169 180H170V179H169ZM178 180H179V179H178ZM13 181H14V179H13ZM20 181H21V179H20ZM31 181H32V179H31ZM50 181H51V180H50ZM50 181H49V182H50ZM56 181H57V179H56ZM74 181H75V180H74ZM76 181H77V180H76ZM79 181H81V180H79ZM96 181H97V180H96ZM102 181H104V179H103ZM110 181H111V180L109 179V182H110ZM136 181H137V180H136ZM145 181H146V180H145ZM148 181H149V180H148ZM172 181H174V180H172ZM179 181H180V180H179ZM7 182H8V181H7ZM68 182H69V181H68ZM83 182H84V181H83ZM94 182H95V181H94ZM97 182H98V181H97ZM100 182H101V181H100ZM100 182H99V183H100ZM106 182H107V181H106ZM122 182H123V181H122ZM122 182L120 181V182H118V184H119V183L121 184ZM149 182H150V181H149ZM149 182H144V183L146 184V183H149ZM50 183H51V182H50ZM75 183H76V182H75ZM86 183H87V182H86ZM110 183H112V182H110ZM110 183H109V185H110ZM141 183H142V182H141ZM141 183H140V184H141ZM190 183H192V182H190ZM10 184H11V183H10ZM18 184H19V183H18ZM21 184H22V182H21ZM76 184H77V183H76ZM81 184H82V183H81ZM105 184H107V183H105ZM122 184H123V183H122ZM140 184H139V185H140ZM149 184H150V183H149ZM79 185H80V184H79ZM79 185H76V186H79ZM82 185H84V184H82ZM136 185H138V184H136ZM142 185H143V184H142ZM29 186H30V185H29ZM85 186L87 187L88 185H85ZM90 186H91V185H90ZM102 186H103V183H102ZM147 186H148V185H147ZM81 187H83V186H81ZM103 187H104V186H103ZM112 187H113V186H112ZM122 187H123V185H122ZM22 188H23V187H22ZM56 188H57V187H56ZM77 188H78V187H77ZM79 188H80V187H79ZM100 188H101V187H100ZM108 188H111V187L108 186ZM262 188H263V187H262ZM33 189H34V188H33ZM87 189H88V188H87ZM102 189H103V188H102ZM121 189H122V188H121ZM153 189H154V188H153ZM21 190H22V189H21ZM78 190H79V189H78ZM91 190H92V189H91ZM106 190L108 191V189H106ZM110 190H111V189H110ZM124 190H125V189H124ZM132 190H133V189H132ZM137 190H138V189H137ZM140 190H141V189H140ZM260 190H261V189H260ZM262 190H263V189H262ZM32 191H33V190H32ZM34 191H35V190H34ZM50 191H51V190H50ZM81 191H82V190H81ZM81 191H80V192H81ZM83 191H84V188H83ZM94 191H95V190H94ZM101 191H102V190H101ZM111 191H112V190H111ZM121 191H122V190H121ZM125 191H126V190H125ZM128 191L130 192V190H128ZM263 191H264V190H263ZM23 192H24V191H23ZM77 192H78V191H77ZM108 192H109V191H108ZM115 192H117L116 189H115ZM115 192H114V193H115ZM136 192H138V191H136ZM154 192H155V191H154ZM83 193H84V192H83ZM142 193H143V192H142ZM146 193H147V192H146ZM78 194H79V193H78ZM81 194H82V193H81ZM94 194H95V193H94ZM110 194H111V193H110ZM110 194H109V195H110ZM120 194H122V193H120ZM125 194H126V193H125ZM130 194H131V193H130ZM135 194H136V193H135ZM67 195H68V194H67ZM107 195H108V194H107ZM126 195H128V194H126ZM132 195H133V194H132ZM143 195H144V194H143ZM226 195H227V194H226ZM37 196H38V195H37ZM70 196H71V195H69V197H70ZM113 196H114V195H113V193H112L111 197L113 198ZM116 196H117V195H116ZM118 196H119V195H118ZM137 196H138V195H137ZM139 196H140V195H139ZM73 197H74V195H73ZM129 197H130V196H128V198H129ZM148 197H149V195H148ZM25 198H26V197H25ZM47 198H48V197H47ZM144 198H145V197H144ZM224 198H225V197H224ZM224 198H223V199H224ZM227 198H228V196H227ZM22 199H23V198H22ZM58 199H59V198H58ZM63 199H64V198H63ZM89 199H90V198H89ZM95 199H96V198H95ZM104 199H105V198H104ZM125 199H127V197H126ZM129 199H130V198H129ZM138 199H139V198H138ZM70 200H71V199H70ZM79 200H80V199H79ZM77 201H78V200H77ZM77 201H75V203H76ZM82 201H83V199H82ZM82 201H81V202H82ZM85 201H87V200H85ZM89 201H90V200H89ZM93 201H94V200H93ZM121 201H123V200H121ZM23 202H24V201H23ZM27 202H28V201H27ZM69 202H70V201H69ZM79 202H80V201H78V203H79ZM81 202H80V205H81ZM112 202H113V201H112ZM228 202H229V201H228ZM71 203H72V202H71ZM85 203H86V202H85ZM28 204H29V203H28ZM89 204H90V203H89ZM89 204H88V205H89ZM97 204H98V203H97ZM108 204H109V202H108ZM111 204H112V203H111ZM133 204H134V203H133ZM135 204H136V203H135ZM205 204H206V203H205ZM50 205H51V204H50ZM72 205H73V204H72ZM72 205H71V207H72ZM80 205H79V206H80ZM88 205H87V207H90V206H88ZM128 205H129V204H128ZM202 205H204V204H202ZM202 205H201V207H202ZM225 205H229V204H224V206H225ZM230 205H231V204H230ZM40 206H41V204H40ZM51 206H52V205H51ZM77 206H78V205H77ZM81 206H82V205H81ZM207 206H208V205H207ZM15 207H16V206H15ZM48 207H49V206H48ZM104 207H105V205H104ZM123 207H124V206H123ZM134 207H135V206H134ZM26 208H28V207L26 206ZM53 208H54V207H53ZM81 208H82V207H81ZM91 208H93V207H91ZM99 208H100V207H99ZM106 208H107V207H106ZM120 208H121V207H120ZM125 208H126V207H125ZM40 209H41V208H40ZM61 209H62V208H61ZM70 209H71V208H70ZM82 209H83V208H82ZM87 209H88V208H87ZM102 209H103V208H102ZM135 209H136V207H135ZM224 209H225V208H224ZM16 210H17V209H16ZM27 210H28V209H27ZM64 210H65V209H64ZM92 210H93V209H92ZM95 210H96V209H95ZM115 210H117V209H115ZM197 210H198V209H197ZM231 210H232V209H231ZM28 211H29V210H28ZM62 211H63V209H62ZM71 211H72V210H71ZM78 211H79V210H78ZM87 211H88V210H87ZM87 211H86V212H87ZM102 211H103V210H102ZM3 212H4V211H3ZM5 212H6V211H5ZM5 212H4V213H5ZM84 212H85V211H84ZM93 212H94V211H93ZM96 212H97V211H96ZM207 212H208V211H207ZM21 213H22V212H21ZM63 213H64V212H63ZM75 213H76V212H75ZM77 213H78V212H77ZM112 213H113V212H112ZM199 213H200V212H199ZM208 213H209V212H208ZM84 214H85V213H84ZM93 214H94V213H93ZM197 214H198V213H197ZM225 214H226V213H225ZM19 215H20V213H19ZM82 215H83V214H82ZM108 215H109V214H108ZM149 215H150V212H149ZM174 215L176 216V214H174ZM180 215H181V214H180ZM182 215H183V214H182ZM222 215H223V213H222ZM227 215H229V214H227ZM10 216H11V215H10ZM160 216H161V215H160ZM162 216H163V215H162ZM164 216H165V215H164ZM195 216H197V215H195ZM199 216H200V214H199ZM199 216H198V217H199ZM213 216H214V215H213ZM1 217H2V216H1ZM6 217H9V216H6ZM13 217H14V216H13ZM13 217H12V218H13ZM18 217H19V216H18ZM71 217H72V216H71ZM150 217H151V216H150ZM216 217H217V216H216ZM222 217H223V216H222ZM226 217H227V216H226ZM10 218H11V217H10ZM14 218H15V217H14ZM16 218H17V217H16ZM146 218H147V217H146ZM176 218H177V217H176ZM201 218H202V217H201ZM204 218H205V217H204ZM214 218H215V217H214ZM224 218H225V217H224ZM236 218H237V217H236ZM3 219H5V218H3ZM46 219H47V218H46ZM79 219H80V218H79ZM154 219H155V218H154ZM157 219H158V218H157ZM165 219H166V218H165ZM172 219H173V218H172ZM217 219H218V218H217ZM217 219H216V220H217ZM222 219H223V218H222ZM242 219H243V218H242ZM242 219H241V220H242ZM53 220H54V219H53ZM150 220H151V219H150ZM199 220H200V219H199ZM206 220H207V219H206ZM219 220H220V219H219ZM239 220H240V219H239ZM112 221H113V220H112ZM139 221H140V220H139ZM152 221H154V220L152 219ZM181 221H182V220H181ZM201 221H202V223H204V222H203V218L201 219ZM207 222H208V221H207ZM57 223H58V221H57ZM83 223H84V222H83ZM124 223H125V222H124ZM137 223H138V222H137ZM164 223H165V222H164ZM167 223H168V222H167ZM184 223H185V222H184ZM222 223H224V222H222ZM240 223H242V222H240ZM154 224H155V223H154ZM176 224H177V223H176ZM178 224H179V223H178ZM186 224H187V223H186ZM214 224H215V223H214ZM217 224H219V223H217ZM60 225H62V224H60ZM60 225H59V226H60ZM77 225H78V224H76V226H77ZM141 225H142V224H141ZM198 225H199V224H198ZM228 225H229V224H228ZM228 225H227V227H229ZM231 225H232V223H231ZM246 225H247V224H246ZM73 226H74V225H73ZM83 226H84V225H83ZM96 226H98V225H96ZM125 226H126V225H125ZM125 226H124V227H125ZM160 226H161V225H160ZM175 226H176V225H175ZM192 226H193V225H192ZM194 226H195V225H194ZM194 226H193V227H194ZM115 227H116V226H115ZM141 227H142V226H141ZM141 227H140V228H141ZM169 227H170V226H169ZM181 227H182V226H181ZM183 227H184V226H183ZM195 227H196V226H195ZM220 227H221V226H220ZM220 227H217V228H220ZM224 227H225V226H224ZM227 227H225V228H227ZM230 227H231V226H230ZM239 227H240V226H239ZM244 227H245V226H244ZM46 228H47V227H46ZM49 228H50V227H49ZM49 228H48V229H49ZM59 228H60V227H59ZM102 228H103V227H102ZM175 228H176V227H175ZM213 228H214V227H213ZM217 228H215V230H216ZM54 229H56V228H54ZM130 229H131V228H130ZM135 229H136V228H135ZM145 229H146V228H145ZM188 229H189V228H188ZM220 229H222V228H220ZM241 229H242V228H241ZM52 230H53V229H52ZM62 230H64V229H62ZM196 230H197V229H196ZM230 230H231V229H230ZM232 230H233V229H232ZM244 230H247V229L245 228ZM36 231H37V229H36ZM50 231H51V230H50ZM72 231H73V230H72ZM81 231H82V230H81ZM180 231H181V230H180ZM32 232H33V231H32ZM128 232H129V231H128ZM155 232H156V234H157V231H156V230H155ZM168 232H169V231H168ZM214 232H216V231H214ZM224 232H226V231H224ZM50 233H51V232H50ZM57 233H58V232H57ZM74 233H75V232H74ZM97 233H98V232H97ZM131 233H132V232H131ZM136 233H138V232H136ZM150 233H151V232H150ZM158 233H159V232H158ZM160 233H161V232H160ZM170 233H171V232H170ZM177 233H178V232H176V234H177ZM191 233H193V232H191ZM198 233H199V232H198ZM59 234H60V233H59ZM64 234H65V233H64ZM134 234H135V233H134ZM162 234H163V233H161L160 235H162ZM168 234H169V233H168ZM172 234H174V233H172ZM193 234H194V233H193ZM214 234H215V233H213V235H214ZM253 234H254V233H253ZM253 234H252V235H253ZM38 235H39V234H38ZM142 235H145V234H142ZM152 235H153V234H152ZM191 235H192V234H191ZM228 235H229V234H228ZM228 235H224V236L227 237ZM252 235H250L249 237H251ZM55 236H56V235H55ZM60 236H61V235H60ZM76 236H77V235H76ZM128 236H129V235H128ZM158 236H159V234H158ZM178 236H179V235H177V237H178ZM211 236H212V235H211ZM216 236H217V235H216ZM218 236H219V235H218ZM36 237H37V236H36ZM80 237H81V236H80ZM140 237H141V236H140ZM144 237H145V236H144ZM144 237H141V238H144ZM146 237H147V236H146ZM151 237H152V236H151ZM151 237H150V238H151ZM181 237H183V236H181ZM190 237H192V236H190ZM190 237H189V238H190ZM204 237H205V236H204ZM207 237H208V236H207ZM230 237H232V236H230ZM233 237H234V235H233ZM249 237H248V236H247V237L245 236V239H247V238L249 239ZM252 237H253V236H252ZM98 238H99V237H98ZM179 238H180V237H179ZM205 238H206V237H205ZM239 238H240V237H239ZM88 239H89V238H88ZM193 239H194V238H193ZM200 239H201V238H200ZM210 239H211V237H210ZM224 239H226V238L224 237ZM229 239H230V238H229ZM233 239H234V238H233ZM59 240H60V239H59ZM134 240H135V239H134ZM152 240H153V239H152ZM177 240H178V239H177ZM208 240H209V239H208ZM242 240H243V238H242ZM242 240H241V241H242ZM137 241H139V240L137 239ZM137 241H136V242H137ZM161 241H162V240H161ZM178 241H179V240H178ZM178 241H176V242H178ZM180 241H182V240L180 239ZM198 241H199V240H198ZM223 241H225V240H223ZM232 241H233V240H232ZM78 242L80 243V240H79ZM116 242H117V241H116ZM127 242H128V241H127ZM134 242H135V241H134ZM140 242H141V241H140ZM176 242H175V243H176ZM184 242H185V241H184ZM188 242H189V241H188ZM201 242H202V241H201ZM214 242H215V241H214ZM226 242H227V241H226ZM2 243H3V242H2ZM64 243H65V242H64ZM146 243H147V242H146ZM146 243H145V244H146ZM148 243H149V242H148ZM148 243H147V245H148ZM162 243H164V242H162ZM173 243H174V242H173ZM173 243H172V244H173ZM182 243H183V242H182ZM197 243H198V242H197ZM202 243H203V242H202ZM211 243H212V241H211ZM211 243H210V244H211ZM224 243H225V242H224ZM234 243H235V242H234ZM131 244H132V243H130L129 245H131ZM135 244L138 245V243H135ZM212 244H213V243H212ZM215 244H216V243H215ZM231 244H232V243H231ZM237 244H238V243H237ZM245 244H246V243H245ZM245 244L242 243L243 246H245ZM106 245L108 246L107 243H106ZM137 245H136V246H137ZM142 245L144 246V244H142ZM167 245H168V244H167ZM224 245H225V244H224ZM226 245H227V244H226ZM41 246H42V245H41ZM132 246H133V245H132ZM178 246H179V245H178ZM198 246H199V245H198ZM202 246H203V245H202ZM228 246H229V244H228ZM53 247H54V246H53ZM125 247H126V244H125ZM127 247H128V246H127ZM134 247H135V246H134ZM134 247H133V249H134ZM138 247H140V244L138 245ZM144 247H146V246H144ZM154 247H155V246H154ZM159 247H160V246H159ZM164 247H165V246H164ZM183 247H184V246H183ZM200 247H201V246H200ZM208 247H210V246H208ZM216 247H219V246H216ZM223 247H224V246H223ZM226 247H227V246H226ZM239 247H241V245H240ZM260 247H261V246H260ZM57 248H58V247H57ZM190 248H191V247H190ZM190 248H189V249H190ZM234 248H235V247H234ZM245 248H246V247H245ZM245 248H243L244 251H245ZM254 248H255V247H254ZM49 249H51V248H49ZM97 249H98V248H97ZM122 249H125V248H122ZM135 249H136V248H135ZM135 249H134V250H135ZM159 249H160V248H159ZM185 249H186V248H185ZM217 249H218V248H217ZM230 249H231V246H230ZM252 249H253V248H252ZM262 249L264 250V248H262ZM11 250H12V249H11ZM95 250H96V249H95ZM119 250H120V249H119ZM119 250H118V252H119ZM125 250H126V249H125ZM136 250H137V249H136ZM136 250H135V251H136ZM140 250H141V249H140ZM146 250H148V249H146ZM156 250H157V249H156ZM180 250H181V249H180ZM206 250H207V248H206ZM221 250H222V249H221ZM253 250H254V249H253ZM35 251H36V250H35ZM112 251H113V249H112ZM116 251H117V250H116ZM128 251H130V250H128ZM138 251H139V250H138ZM165 251H166V250H165ZM182 251H184V250L182 249ZM200 251H201V250H200ZM200 251H198V252H200ZM209 251H210V250H208V252H209ZM219 251H220V250H219ZM240 251H241V249H240ZM1 252H2V250H1ZM39 252H40V251H39ZM98 252H99V251H98ZM101 252H102V251H101ZM120 252H122V251L120 250ZM125 252L127 253V251H125ZM130 252H131V251H130ZM145 252H146V251H145ZM150 252H153V251H150ZM150 252H149V253H150ZM187 252H188V251H187ZM201 252H202V251H201ZM210 252H211V251H210ZM212 252H213V250H212ZM215 252H216V251H215ZM233 252H234V251H233ZM245 252H246V251H245ZM245 252H244V253H245ZM262 252H263V251H262ZM262 252H261V253H262ZM4 253H5V252H4ZM32 253H33V252H32ZM61 253H62V252H61ZM85 253H86V252H85ZM116 253H117V252H116ZM131 253H132V252H131ZM146 253H147V252H146ZM179 253H180V252H179ZM226 253H227V252H226ZM259 253H260V252H259ZM0 254H1V253H0ZM23 254H24V253H23ZM36 254H38V253H36ZM58 254H59V253H58ZM62 254H63V253H62ZM106 254H107V253H106ZM112 254H113V253H112ZM117 254H118V253H117ZM128 254L130 255L129 252H128ZM133 254H134V253H133ZM133 254H132V255H133ZM138 254H140V253L138 252ZM152 254H153V253H152ZM155 254H157V253L155 252ZM165 254H166V253H165ZM168 254H169V253H168ZM176 254H177V253H176ZM181 254H182L181 256H184V255H185L184 252H183V253L181 252ZM195 254L198 255L197 253H195ZM206 254H207V253H206ZM210 254H211V253H210ZM223 254H224V253H223ZM238 254H239V253H238ZM4 255H5V254H4ZM4 255H3V256H4ZM28 255H29V254H28ZM28 255H27V256H28ZM124 255H126V254H123V256H124ZM193 255H194V254H193ZM193 255H192V256H193ZM196 255H194V256H196ZM215 255H217V254L215 253ZM230 255H231V254H230ZM230 255H229V256H230ZM255 255H256V254H255ZM258 255H259V254H258ZM23 256H24V255H23ZM23 256H22V258H23ZM61 256L63 257V256H65V255H61ZM61 256H60V258H62ZM113 256H114V255H113ZM113 256H112V257H113ZM134 256H135V255H134ZM160 256H162V255H160ZM212 256H213V255H212ZM237 256L239 257V255H237ZM260 256H261V255H260ZM263 256H264V253H263ZM17 257H18V256H17ZM120 257H121V256H120ZM144 257H146V256H144ZM187 257H188V256H187ZM189 257H190V255H189ZM215 257H216V256H215ZM225 257H226V255H225ZM258 257H259V256H258ZM20 258H21V257H20ZM116 258H117V257H116ZM118 258H119V257H118ZM129 258H130V256H129ZM129 258H128V259H129ZM161 258H162V257H161ZM185 258H186V257H185ZM227 258H228V257H227ZM230 258H231V257H230ZM242 258H243V260H241V261H243V263H245V259H246V258H249V256L246 255V257L244 256V257H242ZM242 258H241V259H242ZM255 258H256V257H255ZM23 259H24V258H23ZM27 259H28V258H27ZM27 259L25 258V261H26ZM31 259H32V258H31ZM57 259H58V258H57ZM64 259H65V258H64ZM107 259H109V258H107ZM143 259H144V258H143ZM145 259H147V258H145ZM157 259H158V258H157ZM180 259H181V258H180ZM193 259H194V257H193ZM197 259H199V258L197 257ZM209 259H210V258H209ZM212 259H213V258H212ZM219 259H222L221 256L219 257ZM252 259H253V258H252ZM29 260H30V258H29ZM40 260H41V259H40ZM126 260H127V259H126ZM147 260H148V259H147ZM154 260H155V258H154ZM199 260H200V259H199ZM199 260H198V261H199ZM226 260H227V259H226ZM226 260H225V261H226ZM246 260H247V259H246ZM260 260H261V259H260ZM0 261H1V260H0ZM2 261H3V260H2ZM25 261H24V263H25ZM62 261H63V260H62ZM80 261H81V260H80ZM110 261L112 262V260H110ZM119 261H120V260H119ZM139 261H140V260H139ZM145 261H146V260H145ZM156 261H157V260H156ZM159 261H160V259H159ZM167 261H168V260H167ZM198 261H196V263H197ZM211 261H212V260H211ZM213 261H216V260H213ZM227 261H228V260H227ZM241 261H240V262H241ZM251 261H252V260H251ZM251 261H250V262H251ZM64 262H65V260H64ZM99 262H100V260H99ZM105 262H106V259H105ZM136 262H137V260H136ZM150 262H151V261H150ZM163 262H164V261H163ZM193 262H194V261H193ZM229 262H230V261H229ZM240 262H238V264H239ZM43 263H45V262H43ZM43 263H42V264H43ZM47 263H48V262H47ZM59 263H61V262H59ZM66 263H67V262H66ZM81 263H82V261H81ZM88 263H89V262H88ZM101 263H102V262H101ZM101 263H100V264H101ZM116 263H118V260H117ZM148 263H149V262H148ZM153 263H154V262H153ZM156 263H157V262H156ZM218 263H219V262H218ZM218 263H217V264H218ZM246 263H247V262H246ZM252 263H253V262H252ZM10 264H11V263H10ZM29 264H30V263H29ZM82 264H83V263H82ZM113 264H115V263L113 262ZM118 264H119V263H118ZM120 264H121V261H120ZM134 264H136V263H134ZM141 264H142V263H141ZM160 264H161V263H160ZM167 264H168V262H167ZM179 264H181V263H179ZM211 264H212V263H211ZM213 264H214V263H213ZM219 264H220V263H219ZM225 264H226V263H225ZM227 264H228V262H227ZM240 264H242V262H241ZM250 264H251V263H250ZM256 264H257V263H256ZM263 264H264V263H263Z\"/></svg>",
	"mask_w": 264,
	"mask_h": 264
}]
</instances>
